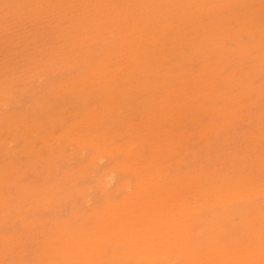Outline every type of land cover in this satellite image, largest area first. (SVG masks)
<instances>
[{
  "label": "bare ground",
  "instance_id": "bare-ground-1",
  "mask_svg": "<svg viewBox=\"0 0 264 264\" xmlns=\"http://www.w3.org/2000/svg\"><path fill=\"white\" fill-rule=\"evenodd\" d=\"M1 1V0H0ZM5 1V0H4ZM17 2L19 1L20 2V0H16ZM25 1V0H24ZM32 1H34L35 3L36 2H38V0H32ZM44 1V0H43ZM45 1H47V0H45ZM52 1V0H51ZM60 1H62V0H60ZM66 1V0H65ZM67 1H69V0H67ZM71 1V0H70ZM76 1H78V0H75V2H73V3H76ZM83 3H84V1L83 0H81ZM87 1V0H86ZM89 1H91V3H93V1L92 0H89ZM100 1L101 0H99V2H94L93 4H94V8H93V6L91 7L90 6V8H92V11H93V9L95 10V12L93 11V13L95 14L96 13V10L99 8V7H101V6H98L99 5V3H100ZM118 1V0H117ZM231 1H233V2H235L234 4H237V3H239V2H237V0H122V3H121V5H119L118 4V2L117 3H115V4H112L111 2H106L105 3V10H104V12L102 11V10H100V11H102L101 12V14L103 15V18L101 19V20H99V17L97 18L99 21H95V22H97V24H96V26H94V24L93 23H91V24H93V26L95 27L94 29L96 30V28L98 29V31H99V28H100V26H101V24L102 23H105V22H110L111 24H113L112 26H113V28L108 32V34H109V36L111 35L112 37L109 39V40H107L108 38H107V36H104L103 37V35H101L100 36V34H103V33H97V34H95L94 32H92V33H94L95 35H94V37L95 36H97V38L95 39V41H93L94 43H91V45H93V44H97V39H99V41L100 42H102L103 41V44L105 43H108V45L111 43L112 45L113 44H116V42H117V48L115 49V53L113 52V54H115L116 55V58H117V60L116 61H113V62H111V63H102L101 62V59H100V63L98 64H91V65H89L90 67H88L87 66V68L86 69H84L83 70V72H81V74H79V76L76 74V76L75 77H72V78H76L77 80H78V82L77 83H82L83 85L85 84V85H87V86H90L91 87V85H92V87L94 88V86H93V84H96L97 83V81H99L100 83H98V85H100L101 83L103 84V87H108V88H106V90L107 89H110L111 91H112V89H113V83L115 82V81H117L118 80V82H119V80L121 79H123V80H125L126 78L128 79L127 81H129L130 80V82H128V84H127V86H129V84H130V88H131V86H133V84L134 83H137L138 81H140L141 79H142V77H143V79H145V81H144V85H145V83L148 81V78L150 77H145L144 75H147V74H144L143 76H139L138 74L140 73V72H145L146 71V69L147 68H149L148 67V65H146V64H148V63H150V62H152L153 61V63H156V65H152V63H151V68L152 69H154V71H153V73L154 74H150L152 77H155V78H160V80L158 79V83L156 84L155 82H153V84L155 83L156 84V86L157 87H161L162 85H164L165 84V82H167L165 79H167V77H169L170 78V80L168 81V82H170L171 80V82H170V84L169 85H166V86H169V87H166V89L164 88V87H162L163 89V92H162V94H161V96L158 98V100H157V104L154 106H152V107H155L154 109L153 108H151V109H153L152 110V112H153V114H152V123H143V124H139L140 126H138V127H135V128H130L131 126L130 125H132V124H130L129 125V127H128V123H130L129 121H125V122H127L125 125V130H126V127H127V129L128 128H130L129 129V131L133 134L136 130L137 131H140L141 133H138V135H137V133L136 134H134L135 136H136V138H137V140L136 141H133L132 142V144H131V142H129V144H122V145H120V142H122L123 141V139H122V141H120L119 142V144L118 145H115V144H113L114 143V141H113V143L112 142H110V140L109 139H111V134H112V131L110 132L109 130V132L111 133L110 135H108L107 137L104 135V134H106V132H107V130L104 132V134H102L101 133V131H99V132H97V131H94V129L96 130V127H98V125L97 126H95V124H97V123H95V121H97L96 120V117H97V115H99L98 117H97V119L99 118V120H101V119H103L102 117H100V112H102V109L100 110V112H99V110H98V112L96 111V114L95 113H91L92 112V110L90 111V110H88V111H90L88 114H86V116H84L82 119H81V121H79L78 123H81V122H84L85 124L86 123H88L87 125H85L86 127L89 125L90 126V128H94V129H91V131H89L90 133H87L88 132V129L89 128H85V130H87L86 131V133H83L82 131H80V129H77L78 131H77V133H72V132H70L72 135H73V137H72V139L75 141V143L77 142H79V144L80 143H82V144H88V146H89V144L90 145H92L91 147L93 148L92 150H94V151H96V153L98 154V155H102L103 154V152L104 153H108L107 155L106 154H104V155H106V156H108V157H114V156H116V155H113V156H109V152L111 153V152H114V154H117V155H119V160L116 162H114V164H115V166H113V172H117V171H119V172H122V171H124V172H126V173H129L130 175H132L135 179H136V181H134L135 183L133 184L134 185V187H133V191L131 190H129L128 189V187H131V185H129V184H127V183H129L128 181L129 180H131V179H129L128 181H127V183H126V181L125 180H123L122 179V183H123V186H125V185H127L126 186V189H128L129 190V192H127V193H123L124 192V190L122 191V189H121V186H120V189H121V191H122V193L124 194H121V195H123V196H121V198L120 199H116L115 200V198L114 199H111V198H113V197H111V195H109V194H111V192H107V194H108V196L109 197H107V194H105L106 193V191L103 189V187H102V189L104 190V194L106 195V196H104V197H106V199L107 198H110L111 200H108L107 199V202H106V204L103 206V207H101V208H98V209H96V210H94V212H93V210H92V212H93V216H91V217H93L91 220H92V223L90 224L91 225V227H88V228H85L84 227V225H86L87 224V226H88V224H89V222L88 223H86V224H82V225H80V226H74V227H71V228H67V226H66V228H64V229H60V231L58 232V230H57V234L56 233H53L54 231H55V227H54V229L52 230L53 232V235H51L50 237H48L47 238V241H46V246L44 247V250H43V255L42 256H40V260L38 261V262H40V264H43V259L44 260H47L46 262L44 261V264H104V262H108V263H110V264H264V209H260L261 211H259V213L257 214V213H253L254 215H252V216H249L250 214H245V213H243V214H245L244 216H242V218H239V222L238 223H231V225H233L234 227L235 226H239V227H243V230L244 231H247L246 232V234H239L240 233V231L239 232H236V231H233V233L234 234H231V236H228L224 231V228H225V223L227 222H225L224 220H223V217H226V216H228V215H226L227 214V212H226V210L224 211V212H226L225 213V215H223V217H219V218H216V217H214L212 220L213 221H210L211 219H209V221L211 222V226H209L208 227V225H204V221L205 220H207L208 218H210V217H212V214H208L209 212H211V211H214V210H216V209H212V208H220V209H222V212H223V209H224V206H227L228 204L230 205V204H232L231 202H233V201H235V202H238V201H241V200H247L249 197H253L255 194H257V196L259 195V194H262V196H263V194H264V182L263 181H261L260 182V180L256 177V181H254V178H250V176H251V174H250V166L251 165H249L248 166V168H249V178L248 177H245V178H243V176H240L239 175V173L238 172H236V173H238V176H240V177H235V175H234V177H233V175L231 176L232 178H230L229 176L230 175H227L228 177H227V179H226V182H224V184L222 185V182L220 183V182H217L218 183V185H216L213 181L216 179V178H219L220 176H221V174L219 175V173L221 172H219L218 174L217 173H215V174H217V175H219V177H216L215 176V174L212 172V170L210 171V172H207L206 170V167H204V169H206V170H202L200 167L202 166V165H200V163L198 164V162L199 161H197V164H198V166H200V167H198V169L200 168L201 170H198V172H193L192 174H191V169L190 168H186V166H185V170L186 171H188V169H190V171L189 172H186L185 170V172H183V171H176L177 173H173L175 170H173L172 171V169H170V167H172L171 166V164L173 163V158L174 157H178L176 154L177 153H179V151L177 150L178 149V147L180 148V145H182L183 144V141H184V146H185V143H186V146L183 148V147H181L182 149H184V151H186L185 150V148H187V142H188V140L190 139L191 140V138L189 137V139L187 140V141H185L184 140V133L182 134H179V135H175L174 137L175 138H173V134L171 133L170 134V132L168 131V130H171L172 131V129H174L175 127V125L174 126H172V129H170L169 127H166L167 128V130H165L164 129V126L166 125V123L168 122L169 123V125L170 124H172V120H174V119H179V117H180V115L181 116H184V114H185V112H179V111H177V109H180V108H178V107H181L182 105L184 106V105H188V106H190L189 108L192 110L193 108H195V110H197V111H200L201 112V114H203L204 112H206L207 113V111H210V110H212V112H218V113H220L221 114V116H220V118H221V120H222V118H224V122L227 124H224V125H226V127H229V121L230 122H234V121H232L231 119H234V117L236 116V117H239L240 116V114H238L239 113V111L241 110V108H242V106H243V103L245 104V107H248L249 106V104H248V102L251 100L250 99V97H251V95H252V91L253 90H255L254 89V86L252 85V84H249V82H250V79H248L249 81H247L246 83H248V84H246L245 83V86H243V89H244V92H243V95H242V97H241V94L240 93H238V94H234L232 97L231 96H228L230 93H228V92H223L222 94H216L215 93V91H217L218 92V86H217V84H223L222 82L220 83L219 81H221V80H226L227 78H228V80L229 81H232V80H235L234 78H237V75H238V73H240L241 72V70H242V68H240L239 67V69H241L240 70V72H237V71H235L237 68H236V66H235V70H234V72H232L231 73V75H230V73H229V71L227 70V71H224V70H222V67H231L230 65H228L227 64V66H226V63H227V61H229V59L226 61V63L224 62L225 60H223V63H225V65H222L221 67L219 66V64L220 63H222V62H220V63H218L217 62V60L215 59V58H213V57H211L212 58V60L213 59H215V60H213V62L215 61V63H216V65H213V62H212V64L210 65V66H213V67H211V68H213V69H210V67L207 65V67H208V69H207V67L204 69L203 67H204V65L202 64V67L201 68H199V70H204V71H206L205 73H200V72H196V70L197 69H195V67L193 68L191 65V62H194V61H190V64L191 65H189V68H187V69H185V70H182V69H179V70H177V73H174L173 72V75H174V77L173 78H171L170 77V75H165L164 74V72L163 71H160V68L162 67V60L163 59H165V61H167L166 59L168 58V55H167V58L165 57V58H161L160 57V55L162 54V53H164V52H162L163 51V49L165 50V47L167 46V44H168V40L169 41H175V40H178V39H180L182 36L180 35V30H181V27L182 26H185V25H187V26H189L190 24H194V23H196V22H198L199 23V26H198V28H199V30L202 32V34H205V33H207L206 34V36L202 39V37H201V39L204 41V44H206V43H208L207 45H204V46H210V44L212 45V47L211 48H213V52H215V50L216 49H218V51H219V54L220 55H224L225 54V58H227V54H229V53H227V52H230L231 53V50L229 49V47L231 48V46H229L228 45V47H227V44H225L226 42H224V44L222 45V39H223V37H222V39L220 38V37H217V35H216V37H213L214 36V34L215 33H213L211 36H210V32H212V31H216L217 30V28H218V31L219 32H221V33H225V29H227L228 28V26L226 27V26H224V30L223 29H219V28H221L220 27V25H218V22H220V21H218V22H216V20H218V19H216L215 21H213L212 23H209L205 18H209L210 16H212V13H214V12H218V14H219V11L218 10H221L222 9V7L225 5V4H227V3H229V5H231L230 3H231ZM240 1H242V0H240ZM244 1V0H243ZM12 2H15V0H13ZM16 2V3H17ZM18 2V3H19ZM22 3H23V1H21ZM21 2H20V4H19V6H21ZM27 2V0L24 2V3H26ZM40 2V5H42L43 3L41 2V1H39ZM53 2V1H52ZM51 2V3H52ZM56 2V1H55ZM57 2L59 3V1L57 0ZM62 2H64V1H62ZM78 2H80V1H78ZM232 2V3H233ZM7 3V2H6ZM15 3V4H16ZM17 3V4H18ZM28 3H32L31 1L30 2H28ZM42 3V4H41ZM48 3H50V0L48 1ZM54 3V2H53ZM104 3V2H103ZM241 3V2H240ZM253 3V2H252ZM258 3V2H257ZM264 3V2H263ZM263 3L261 4V5H259V6H261V8L260 9H258V11L260 12L262 9H264V7L262 6L263 5ZM9 4V3H8ZM12 4H14V3H12ZM62 4V3H61ZM66 4H70V2L69 3H66ZM72 4V3H71ZM77 4V3H76ZM82 4V3H81ZM88 4H89V2H88ZM101 4V3H100ZM112 4V5H111ZM10 6H11V4H9ZM8 5V6H9ZM31 5V4H30ZM30 5H28V6H30ZM33 5V4H32ZM36 5H38V7L40 6L39 5V3L38 4H36ZM47 5V4H46ZM49 5V4H48ZM73 5L74 4H72V6L71 7H73ZM80 5V4H79ZM82 5H84V9H85V4H82ZM103 5V4H102ZM252 6H253V4H251ZM8 6H6L7 8H8ZM9 6V7H10ZM27 6V5H26ZM34 6L35 5H33V7H31V11L33 12V8H34ZM44 6V5H43ZM55 6H58V5H55ZM54 6V7H55ZM63 6V8L65 9V4L64 5H62ZM61 6V7H62ZM65 6V7H64ZM75 6V5H74ZM234 6H236V5H234ZM249 6V5H248ZM258 6V5H257ZM4 7V6H3ZM36 7V6H35ZM42 7V6H41ZM41 7H39V8H41ZM45 7H47V6H45ZM49 7H51V5L49 6ZM54 7H51V8H53V9H55ZM60 7V6H59ZM77 7H78V5H77ZM89 7V6H88ZM87 7V8H88ZM225 7H227V5H225ZM224 7V8H225ZM243 7V6H242ZM253 7H255V6H253ZM252 7V8H253ZM6 8V9H7ZM11 8V7H10ZM22 8H23V6H22ZM26 8H28V7H26ZM25 8V6H24V9H26ZM43 8V7H42ZM48 8V7H47ZM46 8V9H47ZM76 7H74L73 9H75ZM83 8V7H82ZM89 8V10H91ZM104 8V7H103ZM228 8V7H227ZM226 8V9H227ZM240 8V7H239ZM257 8H259V7H256V9ZM9 9V8H8ZM13 9H15V8H13ZM21 9V8H20ZM29 9V8H28ZM33 9V10H32ZM36 9V8H35ZM45 9V8H44ZM52 9V11H54ZM58 9V8H57ZM62 9V8H61ZM63 9V10H64ZM68 9H69V7H68ZM84 9L82 10V11H84ZM100 9H102V7L100 8ZM242 9V8H241ZM250 9V8H249ZM254 9V8H253ZM3 10V8L1 7V11ZM9 10H11V9H9ZM8 10V11H9ZM16 10H18V8L16 9ZM27 10V9H26ZM59 10V9H58ZM77 10V9H76ZM75 10V11H76ZM78 10H80V9H78ZM77 10V11H78ZM87 10V9H86ZM85 10V11H86ZM223 10V9H222ZM229 10V9H228ZM227 10V11H228ZM0 11V12H1ZM22 11V10H21ZM25 10H23V13H25L24 12ZM28 11V10H27ZM31 11H29V12H27V14L29 13V15H30V12ZM35 11H37V9L35 10ZM41 11H43V10H41ZM50 11V9L47 11L46 10V12H49ZM60 11V10H59ZM74 11V10H73ZM99 11V12H100ZM224 11V10H223ZM241 11V10H240ZM250 11H251V9H250ZM252 11H254V10H252ZM10 12V11H9ZM15 12V11H14ZM31 12V13H32ZM38 12V11H37ZM40 12V11H39ZM45 12V11H44ZM43 12V13H44ZM46 12H45V17H46V15H48V13L46 14ZM56 12V11H55ZM62 12H65L64 14L66 15L67 13H68V11H67V13H66V10L65 11H60V13L61 14H63ZM80 12H81V10H80ZM90 12V11H89ZM89 12H87V13H89ZM216 12V13H217ZM232 12V11H231ZM235 12V11H234ZM245 12V11H244ZM262 12V11H261ZM4 13H5V11H4ZM6 13H7V11H6ZM18 14L20 13V12H17ZM53 13V12H52ZM72 13V12H71ZM70 13V14H71ZM93 13H92V16H93ZM228 13V12H227ZM227 13H226V15H227ZM239 13V12H238ZM238 13H235V14H238ZM256 13V12H255ZM8 15H10L9 13H7ZM17 14V15H18ZM21 15H22V12L20 13ZM34 14V13H33ZM33 14H31L32 15V17L33 16H35V14L33 15ZM42 14V13H41ZM69 14V15H70ZM76 14V13H75ZM77 14H79V13H77ZM82 14V13H81ZM220 14H221V12H220ZM229 14H231L230 12H229ZM228 14V15H229ZM235 14H233L232 13V15H234V16H236ZM240 14V13H239ZM238 14V15H239ZM244 14V13H243ZM249 14V13H248ZM21 15H19V16H21ZM52 15V14H51ZM64 15V16H65ZM73 15H74V13H73ZM86 15H88V14H86ZM85 15V16H86ZM96 15V14H95ZM107 15H109V17L110 18H105V16L106 17H108ZM214 15V14H213ZM225 15V16H226ZM231 15V16H232ZM236 16V17H238V18H240V16ZM37 16H38V14H37ZM44 16V15H43ZM50 16V15H49ZM55 16H56V14L55 15H53L52 17H54L55 18ZM71 16V15H70ZM233 16V17H234ZM242 16H244V15H242ZM6 17V15L4 14V18ZM8 17V16H7ZM13 17H15L16 18V16H13L12 15V18ZM25 17H26V15H25ZM36 17V16H35ZM40 17V16H39ZM38 17V18H39ZM75 17V16H74ZM100 17H102V16H100ZM214 17H216V16H213V18ZM217 17H219V15L217 16ZM216 17V18H217ZM229 17V16H228ZM253 17V16H252ZM261 17V16H260ZM260 17H258V19H260ZM1 18H3V16L1 17ZM0 18V19H1ZM4 18L2 19L3 20V22L4 21H7V20H4ZM8 18H10L11 19V16H9ZM13 19V20H11V21H14V20H16L17 18L19 19V20H23L24 19V17L22 18V16H21V18H19V17H17L16 19ZM27 18H28V15H27V17H26V22L27 23H29L30 25L32 24V22L30 23V22H28L29 20H30V16H29V20L27 21ZM40 18H42V15H41V17ZM44 18V17H43ZM59 18V17H58ZM80 18H82V15H81V17ZM202 18V19H201ZM222 18H223V16H222ZM231 17H229L228 19H230ZM249 18V17H248ZM6 19V18H5ZM9 19V20H10ZM45 19V18H44ZM44 19H41V20H44ZM56 19V18H55ZM60 19V18H59ZM62 19H63V17H62ZM61 19V20H62ZM68 19V18H67ZM70 19H71V17H70ZM203 19H205V21H207V22H204L203 21ZM212 19V18H211ZM224 19H226L225 21H227L228 19L227 18H225L224 17ZM1 20V21H2ZM32 20V19H31ZM35 20V22H36V24L38 25V22H37V20H39V19H37V17L34 19ZM34 20H33V24L35 23L34 22ZM81 20V19H80ZM84 20V19H83ZM88 20H90V19H88ZM213 20V19H212ZM238 20V19H237ZM254 20V19H253ZM257 20V19H256ZM10 21V22H11ZM17 21V20H16ZM20 21V24L19 25H21L22 24V22ZM47 21V20H46ZM50 21H51V17H50ZM52 21H54V19H52ZM58 21H60V20H58ZM221 21H222V19H221ZM224 21V20H223ZM235 21V20H234ZM262 21V20H261ZM3 22H2V24H3ZM25 19H24V22H23V24L25 25ZM41 22V24H42V22L43 21H40ZM72 22V21H71ZM260 21L259 20H257V23H255V21H252L251 23L252 24H250V23H244V21L243 22H240V23H244V25L243 26H240L239 25V27L238 26H236V27H234L233 28V26H231L235 31H233V32H230V33H227V36H229V37H231V38H233L235 41L234 42H236V44H237V51H238V55L236 56V57H239V53L241 52L242 53V55H246L245 53L246 52H248V51H252L255 55H256V57H255V55H253V54H251L250 52H249V54H251L252 56H254L256 59H254V57L252 58L251 57V59H254V63H257L258 64V66H264V64H263V58H264V51H263V49H264V26L263 27H261L260 28V26L263 24H261V23H259ZM12 23H14L15 24V21L14 22H12ZM17 23V25H18V23L19 22H16ZM47 23V22H46ZM68 23H69V21H68ZM190 23V24H189ZM35 24V25H36ZM41 24H39V25H41ZM45 24V23H44ZM48 24V23H47ZM46 24V25H47ZM59 24H60V22H59ZM59 24H57V25H59ZM75 24H76V22H75ZM220 24H222V25H224V23H220ZM228 24V23H227ZM261 24V25H260ZM8 25V24H7ZM6 25V26H7ZM9 25H10V23H9ZM15 26V25H13V24H11L10 25V27L11 26H14V28H16V27H22V26ZM49 25H51V24H49ZM55 26H56V24H54ZM61 25H63V24H61ZM68 25V24H67ZM80 25H82V30L80 31L81 33H82V35L83 34H87V32L89 31V27L87 28V26L88 25H90L89 24V21H87V22H84L83 24H80ZM105 25V24H104ZM123 25V26H122ZM195 25V24H194ZM221 25V26H222ZM226 25V24H225ZM231 25V24H230ZM237 25V24H236ZM5 26V25H4ZM1 27V25H0V27L2 28V29H5L4 31H6V33H11V32H9V30H6L8 27ZM28 26V25H27ZM42 27V29L44 28V26H43V24L41 25ZM111 26V25H110ZM187 26H185V27H183L184 29H182V30H185L186 29V27ZM37 26H35V28H36ZM40 27V26H39ZM49 27V26H48ZM60 27L61 26H59V30H60ZM63 27V26H62ZM72 27V26H71ZM76 27V26H75ZM78 27H79V25H78ZM106 27V26H105ZM107 27H109V26H107ZM106 27V28H107ZM191 27V26H190ZM194 27V26H193ZM223 27V26H222ZM226 27V28H225ZM230 27V26H229ZM230 27V28H231ZM255 27L256 28H260L259 30H258V32H261V37L258 39V41H256L253 45H251V46H249L250 44H246L247 42H243L242 43V41H241V39L238 37V33H237V31H239L240 29L242 30V29H245V31H250V29H255ZM13 28V27H12ZM24 28V27H23ZM29 28H31L30 26H29ZM33 28V27H32ZM51 28H54V27H51ZM51 28H47V30H52ZM65 28V27H64ZM63 28V29H64ZM92 28V30L94 31V29H93V27H91ZM101 28H102V26H101ZM100 28V29H101ZM110 28V27H109ZM2 29H0V30H2ZM10 29V28H9ZM34 29V28H33ZM38 29V28H37ZM40 29V28H39ZM62 29V30H63ZM72 29H73V27H72ZM75 29V28H74ZM103 29V28H102ZM101 29V30H102ZM188 30H189V28H187ZM185 30L186 32L188 31V30ZM191 29H193L194 30V28H190V30ZM195 29H196V27H195ZM14 30V29H13ZM13 30H11V31H13ZM16 31H20L19 29H15ZM15 30H14V34L13 35H11L12 37H14L15 35H16V32H15ZM27 30V29H26ZM25 30V31H26ZM41 30V29H40ZM69 30H71V28L69 29ZM91 30V29H90ZM107 30V29H106ZM117 30V31H116ZM252 30V31H253ZM256 30V29H255ZM254 30V31H255ZM25 31H24V35H25ZM30 31V30H29ZM29 31H27L26 32V34H29ZM34 31V30H33ZM37 31V30H36ZM42 31H46V29L45 30H42ZM41 31V32H42ZM50 31H48V32H50ZM55 31V30H54ZM54 31H51L50 33H52V32H54ZM74 31V30H73ZM77 31H79L78 29H77ZM116 31V32H115ZM232 31V30H231ZM243 31V30H242ZM38 32V31H37ZM40 32V31H39ZM40 32V33H41ZM48 32H46V33H48ZM80 32H78V33H80ZM97 32V31H96ZM240 32V31H239ZM1 33V32H0ZM2 33H3V31H2ZM5 33V32H4ZM4 33H3V35H4ZM21 33V32H20ZM30 33H31V31H30ZM39 33V34H40ZM64 33V32H63ZM72 32H70V34H71ZM80 33V34H81ZM92 33H90V34H92ZM217 33V32H216ZM249 33V32H248ZM250 33H251V31H250ZM18 34V33H17ZM22 34V33H21ZM42 34V33H41ZM41 34H40V36H41ZM53 34H55V33H53ZM76 34V33H75ZM79 34V35H80ZM89 34V33H88ZM106 34V33H105ZM104 34V35H105ZM188 34V33H187ZM218 34V33H217ZM2 35V34H1ZM31 35H33V34H31ZM30 35V36H31ZM35 35V34H34ZM33 35V36H34ZM44 35V34H43ZM47 35V34H46ZM50 35V34H49ZM48 35V36H49ZM52 35V34H51ZM49 36L50 37V40H51V37H53V36ZM58 35H59V33H58ZM62 35V34H61ZM65 35V34H64ZM69 35V34H68ZM170 35V36H169ZM186 35V34H185ZM189 35V34H188ZM218 35H220V34H218ZM260 35V34H259ZM6 36V35H5ZM4 36V38H6V37H8V35L5 37ZM10 36V35H9ZM17 36V38L19 37V36H21V35H16ZM16 36L14 37V38H16ZM38 35H36V36H34V41H32V43L34 42V46H36V44H37V42L35 43V37H37ZM73 36V39H75V41H76V37H74V35H72ZM99 36V37H98ZM221 36V35H220ZM249 36H251V35H249ZM3 37V36H2ZM12 37H8V39H13ZM23 37V36H22ZM21 37V38H22ZM28 36H26V37H24V41L26 40V38H27ZM32 37V36H31ZM54 37H55V35H54ZM52 38L53 40L55 39V38ZM78 37V36H77ZM80 37H82V36H80ZM184 37V36H183ZM182 37V38H183ZM188 37V36H187ZM4 38H2V40H4ZM16 38V39H17ZM20 38V39H21ZM39 38H41V37H39ZM48 38V37H47ZM64 38H66V37H64ZM68 38V37H67ZM87 38H88V36H87ZM92 38V37H91ZM90 38V39H91ZM189 38V37H188ZM188 38L187 39H185V41H183V39H180L181 40V42L183 41V43L184 42H187L186 43V46H187V48L185 49V50H188L187 52H188V54L192 51V53L193 54H196V58H197V56H198V58H199V60L201 59L200 57L202 56L201 54V56H199V55H197V54H199V53H202V52H205V51H207V53H209V55L211 54V55H213V52H212V50H211V53L210 52H208V50H210V48H208V49H204L203 48V50H201L202 48V46H201V44L203 43H199V41H198V44H200V46L198 47V44H195V43H191V41H190V43L188 42ZM226 38V37H225ZM224 38V39H225ZM250 38V37H249ZM248 38V39H249ZM252 38V37H251ZM10 39V40H11ZM30 39V38H29ZM29 39H27V41L29 40ZM44 39H46V38H44ZM58 39V38H57ZM83 39H85V41L84 42H86L87 41V39L86 38H83ZM89 39V40H90ZM107 41H106V40ZM223 39V40H224ZM228 39H230V38H228ZM2 40H0V42L2 41ZM6 41H7V38L5 39ZM10 40H8V41H10ZM23 40V39H22ZM21 40V41H22ZM31 40V39H30ZM37 40H39V39H37ZM36 40V41H37ZM180 40H179V43L181 44V42H180ZM13 41V40H12ZM11 41V42H12ZM18 41H20L19 39H18ZM20 41V42H21ZM42 41V40H41ZM44 41V40H43ZM58 41V40H57ZM60 41H61V39H60ZM83 41V40H82ZM247 41H250V40H247ZM253 41V40H252ZM10 42V43H11ZM15 42H17L16 40L14 41V43ZM30 42V41H29ZM40 42V41H39ZM50 42V41H49ZM81 42V39H80V41H79V43ZM83 42V43H84ZM233 42V41H232ZM6 43V42H5ZM9 43V44H10ZM25 43H27L26 41L24 42V44ZM43 42H41V44H42ZM46 43V42H45ZM48 43V42H47ZM53 43V42H52ZM51 43V44H52ZM55 43V42H54ZM75 43V42H74ZM74 43H72V44H74ZM87 44H88V42H86ZM86 43H85V45H86ZM176 43V42H175ZM174 43V44H175ZM249 43V42H248ZM7 44V43H6ZM5 44V45H6ZM17 45H18V43H16ZM23 44V41L21 42V45ZM40 44V43H39ZM44 44V43H43ZM60 44H63V43H60ZM67 44H69V43H67ZM78 44V43H77ZM76 44V45H77ZM171 44L172 43H170V44H168L169 45V47L171 46ZM180 44H177V46H179ZM5 45H1V47L3 46V47H5ZM8 45V44H7ZM13 44H11L10 46L11 47H13V46H16V45H13ZM19 45H20V43H19ZM18 45V46H19ZM26 45V44H25ZM25 45L24 46H22V48L23 47H25ZM49 45L50 44H48V46L47 47H49ZM75 45V46H76ZM79 45H81V44H79ZM83 45V44H82ZM85 45H84V47H85ZM176 45V44H175ZM184 45V44H183ZM203 45V44H202ZM224 45H226V47L227 48H225V47H223ZM9 46V45H8ZM28 46H29V44H28ZM28 46H26V48L28 49L29 47ZM32 46H33V44H32ZM40 46V45H39ZM42 46V45H41ZM55 46H58V44H55ZM61 46V45H60ZM64 46H66L65 45V43H64ZM71 46V45H70ZM73 46V45H72ZM75 46L73 47L74 49L73 50H75ZM87 46H89V45H86V48H87ZM95 46H98V45H95ZM111 46V45H110ZM174 45H172L171 47H173ZM19 47H21V46H19ZM31 47V46H30ZM44 47H45V45H44ZM52 47V46H51ZM59 47V46H58ZM77 47V46H76ZM93 47V46H92ZM116 47V46H115ZM168 47V46H167ZM167 47H166V49H167ZM168 47V48H169ZM180 47H181V45H180ZM179 47V48H180ZM7 48H10V47H7ZM41 48V47H40ZM42 48H43V46H42ZM41 48V49H42ZM54 48V47H53ZM53 48H51V49H53ZM55 48H57V47H55ZM67 48V47H66ZM65 48V49H66ZM71 48V47H70ZM89 48V47H88ZM94 49H95V47H93ZM93 48H90V49H92V50H94ZM97 48V47H96ZM104 48H106V47H104ZM104 48H101V49H104ZM109 48V47H108ZM179 48H177V50L179 49ZM185 48V47H184ZM201 48V49H200ZM1 49V48H0ZM5 49H6V47H5ZM11 49H13V48H11ZM33 51H35L36 49H35V47H33ZM48 49V48H47ZM51 49H49L50 51H51ZM85 49V48H84ZM83 48H82V50L80 51V53L79 54H81L82 52H84L85 50H84ZM89 49V50H90ZM174 49V48H173ZM176 49V48H175ZM174 49V50H175ZM4 50V48H2V51ZM88 50V51H89ZM98 50V49H97ZM170 50H172L171 48H169V51ZM173 50V51H174ZM1 50H0V52H2ZM14 51V50H13ZM32 51V48L30 49V52ZM40 51V49L38 50V52ZM43 51V50H42ZM46 51V50H45ZM60 51V50H59ZM58 51V52H59ZM63 51H64V49H63ZM69 51H70V49H69ZM87 51V52H88ZM109 51V50H108ZM107 51V52H108ZM201 51V52H200ZM217 51V50H216ZM218 51H217V53H218ZM234 51V50H233ZM11 52V51H10ZM24 52V51H23ZM38 52H34V53H38ZM41 52V51H40ZM52 53H54L53 51H51ZM73 52V51H72ZM166 52V51H165ZM172 51H170L169 53H171ZM179 52V51H178ZM3 53V52H2ZM8 53V52H7ZM29 53V52H28ZM46 53H48V52H46ZM60 53L62 54V52L60 51ZM75 53V52H74ZM92 53H93V51H92ZM103 53V52H102ZM182 53V54H181ZM180 54H181V56L183 55V53L184 54H186L187 55V53H186V51H184L183 50V52H181ZM205 54V55H208V54ZM216 53V52H215ZM215 53H214V55H215ZM216 53V54H217ZM227 53V54H226ZM1 54V53H0ZM11 54V53H10ZM14 54H15V52H14ZM35 54V55H36ZM41 54V53H40ZM39 54V55H40ZM51 54V53H50ZM54 54H56V53H54ZM53 54V55H54ZM65 54V53H64ZM77 54V53H76ZM83 54V53H82ZM88 54H89V52H88ZM95 54V53H94ZM108 54H110V53H108ZM113 54H110V55H113ZM118 54V55H117ZM165 54H168V53H165ZM180 54H179V56H180ZM202 54H204V53H202ZM26 55H27V53H26ZM30 55V54H29ZM31 55H34V54H31ZM41 55H43V54H41ZM45 55V54H44ZM43 55V56H44ZM57 55V54H56ZM69 55V54H68ZM96 55H97V52H96ZM99 55V54H98ZM110 55H108V56H110ZM174 55V54H173ZM205 55H203L204 57H205ZM210 55V56H211ZM231 55V54H230ZM234 55H235V51H234ZM47 56V55H46ZM49 56V55H48ZM66 56V55H65ZM65 56H63V58L61 59L62 61H63V59L65 58ZM85 57H86V55H84ZM91 56H95V55H92L91 54ZM90 56V57H91ZM107 56V57H108ZM177 55H175V57H176ZM190 56V55H189ZM188 56V57H189ZM202 56V57H203ZM217 56V55H216ZM219 56V55H218ZM232 56H233V54H232ZM28 57H30V56H28ZM27 57V58H28ZM37 57V56H36ZM57 57V56H56ZM60 57V56H59ZM59 57L58 58H56V59H59ZM62 57V56H61ZM71 57H73V56H71ZM82 57L83 56H81V59H82ZM99 57V56H98ZM114 57V56H113ZM172 57V56H171ZM171 57H169V58H171ZM192 57H193V55H192ZM191 57V58H192ZM206 57H208V56H206ZM222 57H224V56H222ZM236 57H234V58H236ZM242 57V56H241ZM241 57H240V59H241ZM1 58H2V56H1ZM31 58L33 59L34 58V56L32 57L31 56ZM42 58V57H41ZM41 58H40V56H39V60H41ZM48 58V57H47ZM47 58H45V56H44V59L45 60H47ZM53 58H55L54 56H53ZM66 58H69V57H66ZM151 58H152V61H150L151 60ZM162 60H161V59ZM193 58H195V57H193ZM195 58V59H196ZM197 58V59H198ZM210 58V57H209ZM211 58L210 59H208V58H205V59H208V60H211ZM249 58V57H248ZM23 59V58H22ZM36 59V58H35ZM35 59H34V61L33 62H35ZM37 59H38V57H37ZM49 59V58H48ZM72 59V58H71ZM74 59V58H73ZM77 59H79L78 57H77ZM76 59V60H77ZM91 59L93 60V58L91 57ZM111 59H112V57H111ZM110 59V60H111ZM172 59V58H171ZM171 59H169V60H171ZM177 59V58H176ZM186 58H184V60H185ZM194 59V60H195ZM203 59V58H202ZM218 59V58H217ZM220 60H221V58H219ZM250 59V58H249ZM5 60V59H4ZM18 60V59H17ZM21 60V59H20ZM27 60V59H26ZM25 60V61H26ZM50 60V59H49ZM54 60V59H53ZM76 60H75V62H76ZM82 60H84V59H82ZM98 60H99V58H98ZM107 60H108V58H107ZM113 60H114V58H113ZM247 60V59H246ZM244 61V62H247V61ZM255 60H256V62H255ZM2 60H0V62H1ZM28 61H30L29 59H28ZM38 61V60H37ZM51 61H52V59H51ZM50 61V62H51ZM60 61V60H59ZM58 61V62H59ZM65 61H66V59H65ZM68 61H70V60H68ZM104 61V60H103ZM154 61H156V62H154ZM172 61V63H173V60H171ZM181 61V60H180ZM182 61H183V59H182ZM186 61H188V58H187V60ZM203 61H204V59H203ZM206 61V60H205ZM204 61V62H205ZM222 61V60H221ZM230 61H231V58H230ZM240 61V60H239ZM249 61H252V60H249ZM3 62V61H2ZM2 62L0 63V65L1 66H4V67H6L7 65H5V63H7V61L6 62H3L4 64H2ZM20 62V61H19ZM31 62L32 61H30V65H35V63H33V64H31ZM50 62H48L49 64H50ZM53 62H55V61H53ZM57 61H56V63H58ZM73 62H74V60H73ZM72 62V63H73ZM92 63H93V61H91ZM164 62V61H163ZM176 62H178V60L176 61ZM196 62H197V60H196ZM204 62H202V63H204ZM244 62H243V65H244ZM27 63V62H26ZM40 63L42 64V62H39V63H37L36 65L37 66H39L40 65ZM52 63V62H51ZM66 63V62H65ZM64 63V64H65ZM84 63V62H83ZM161 63V64H160ZM183 63V62H182ZM189 63V62H188ZM206 64H210V62L208 61V62H205ZM222 63V64H223ZM234 63V62H233ZM236 63H237V60H236ZM241 63V62H240ZM254 63H252L253 64V66H254ZM15 64V63H14ZM25 64V62L23 63V65ZM45 63L43 62V64L42 65H44ZM46 64H47V62H46ZM45 64V65H46ZM54 64V63H53ZM60 64L62 65V63L60 62ZM78 64V63H77ZM80 64V63H79ZM88 64V63H87ZM164 64V63H163ZM184 65H187V62H186V64L185 63H183ZM198 64V63H197ZM206 64H205V66H206ZM252 64H251V66H252ZM256 64V65H257ZM35 65V66H36ZM51 65V64H50ZM57 65V67H59L58 65L59 64H56ZM56 65H55V67L54 68H56ZM60 65V66H61ZM69 65H72V64H69ZM68 65V66H69ZM165 65H166V63H165ZM168 65H173V64H171V63H169ZM176 65H179L180 66V62H179V64H176ZM175 65V66H176ZM199 65H200V62H199ZM235 65V64H234ZM242 65V66H243ZM248 65H250V64H248ZM16 66L18 67L19 65H17L16 64ZM34 66V67H35ZM36 66V67H37ZM67 66V65H66ZM68 66H67V68H68ZM159 66H161V67H159ZM164 66V65H163ZM170 66V67H171ZM190 66L193 68V69H195V72L196 73H194V70L192 71V69L190 68ZM233 66V65H232ZM238 66H239V64H238ZM253 66L251 67V69L253 68ZM15 67V66H14ZM16 67V68H17ZM24 67V66H23ZM28 67L30 68V66L28 65ZM31 68V70L33 69V70H35V68ZM52 66H49V68L48 67H45V68H48L47 70H49L50 68H51ZM75 67H77V66H75ZM84 67V66H83ZM173 67H174V65H173ZM178 67V66H177ZM247 67V66H246ZM257 67V66H256ZM256 67L255 68H253V70L252 71H254V69H256ZM2 68V67H1ZM0 68V69H1ZM6 68H8V67H6ZM16 68H14V69H16ZM22 65H21V67L20 68H18V71L19 72H21L22 71ZM25 68V67H24ZM24 68H23V71H26L27 70V68H26V70H24ZM29 68H28V70L27 71H29ZM38 68V67H37ZM41 68V67H40ZM40 68H38V70L40 69ZM60 68V67H59ZM59 68H57L58 70H59ZM61 68L63 69V68H65V67H62L61 66ZM70 68V67H69ZM151 68L150 69H148V71L149 70H151ZM168 68V67H167ZM172 68V67H171ZM181 68V67H180ZM232 68L233 67H231V69L230 70H232ZM262 68V67H261ZM11 69V68H10ZM20 69V70H19ZM44 69V68H43ZM56 69V70H57ZM166 69V67H163L162 68V70H164L165 72L167 71V70H165ZM219 69H220V71H219ZM224 69V68H223ZM260 69V68H259ZM13 70V69H12ZM17 70V69H16ZM30 70V71H31ZM42 70V69H41ZM54 69H52L51 68V73H52V71H53ZM68 70V69H67ZM169 70H170V68H169ZM168 70V71H169ZM226 70V69H225ZM263 70V69H262ZM261 70V71H262ZM1 71V70H0ZM14 71V70H13ZM22 71V72H23ZM30 71L28 72V73H30ZM40 71V70H39ZM39 71H33V73L34 72H39ZM46 70H44V72H45ZM171 72H172V70H170ZM179 71V72H178ZM203 71V72H204ZM221 71H224V73L225 72H227V73H229V77H226V76H224V74H222V72ZM239 71V70H238ZM249 71H250V69H249ZM249 71H248V73H249ZM8 72H10V71H8ZM21 72V75L23 74ZM113 72H116V73H113ZM152 72V71H151ZM176 72V71H175ZM231 72V71H230ZM243 73H244V70L242 71ZM242 72H241V74H242ZM25 73V72H24ZM30 74V75H33L34 76V74ZM43 73V72H42ZM55 73V72H54ZM61 73V72H60ZM60 73H58V75H60ZM63 73V72H62ZM141 73V74H142ZM226 73V74H227ZM246 73V72H245ZM247 73V74H248ZM251 73V72H250ZM254 73V72H253ZM8 74V73H7ZM10 74H11V72H10ZM13 74H14V72H13ZM13 74H11L12 76H13ZM19 74V73H18ZM39 74H41V72L39 73ZM38 74V75H39ZM56 74V73H55ZM172 74V73H171ZM237 74V75H236ZM258 74H259V72H258ZM4 75H6V74H4ZM37 74H35V76H36ZM48 75V74H47ZM46 75V76H47ZM54 75V74H53ZM53 75H52V77H53ZM149 75V74H148ZM252 75V74H251ZM0 76H1V74H0ZM12 76H9V77H12ZM56 76V75H55ZM78 76V77H77ZM236 76V77H235ZM241 76H243V74L241 75ZM245 76H246V74H245ZM253 76V75H252ZM260 76V74L258 75V77ZM261 76H262V74H261ZM22 77V76H21ZM39 77V76H38ZM41 77V76H40ZM42 77H44L43 75H42ZM41 77V78H42ZM69 77H70V75H69ZM145 77V78H144ZM239 77H240V74H239ZM244 77V76H243ZM257 76H255V77H253L254 78V80H255V78H256ZM263 77H264V75H263ZM5 78V81L7 82V83H9V84H14L13 83V81H9L8 80V76H7V78H6V76L4 77ZM60 78V77H59ZM71 78V80L72 81H74L73 79ZM246 78H247V76H246ZM248 78H250V76L248 77ZM260 79H261V77H259ZM8 81H7V80ZM10 80H11V78H9ZM23 79V78H22ZM38 79V78H37ZM67 79V78H66ZM116 79V80H115ZM151 79V78H150ZM240 79H241V77L240 78H237L236 80L238 81L239 80V82L237 83V81L235 82V83H237V85L238 86H241V85H243L244 83V81L242 82V80L243 79H241V81H240ZM264 79V78H263ZM33 80V79H32ZM40 80V79H39ZM59 80V79H58ZM57 80V81H58ZM245 80V79H244ZM252 80V79H251ZM257 80H259V79H257ZM4 81V80H3ZM20 81V80H19ZM44 81V80H43ZM60 81V80H59ZM62 81V80H61ZM64 81V80H63ZM68 81V80H67ZM70 81V80H69ZM151 82H149L148 81V83H152V81H153V78H152V80H150ZM228 81V82H229ZM2 81H1V79H0V83H1ZM6 82H3V83H6ZM40 82V81H39ZM76 82V81H75ZM219 82V83H218ZM233 82V81H232ZM231 82V83H232ZM233 82V83H234ZM257 82V81H256ZM261 82H262V80H261ZM29 83H31V82H29ZM28 83V84H29ZM58 83V82H57ZM76 83V84H77ZM117 83V82H116ZM252 83V82H251ZM254 83V82H253ZM16 84V83H15ZM39 84V83H38ZM53 84V83H52ZM71 84V82L70 83H68L67 82V84L66 85H70ZM81 84V85H82ZM125 84V83H124ZM140 84V83H139ZM154 84V85H155ZM225 84V83H224ZM257 84V83H256ZM255 84V85H256ZM259 84H260V81H259ZM262 84V83H261ZM1 85V84H0ZM56 85V84H55ZM63 85H64V83H63ZM62 85V86H63ZM66 85H64V86H66ZM98 85H96V87L98 86ZM105 85V86H104ZM121 85V84H120ZM120 85L118 86L117 85V87L118 88H121L120 87ZM143 85V83H142V86H144ZM148 85V84H147ZM147 85H145L146 87H147ZM151 86V87H156V86ZM232 85V84H231ZM236 85V86H237ZM258 85V84H257ZM257 85H256V88L259 90V86L257 87ZM264 85V84H263ZM2 86V85H1ZM4 86H7L6 84L5 85H3L1 88L3 89V87ZM9 86V85H8ZM13 86V85H12ZM14 86H16V85H14ZM13 86V87H14ZM47 86H49V85H47ZM59 86V85H58ZM71 86V89H74L75 87V83L74 84H72V85H70ZM127 86H123V89H121V93H123L124 94V92H123V90H124V88L125 87H127ZM139 87V85L138 84H135V88L136 87ZM144 86V87H145ZM223 86V85H222ZM26 87V86H25ZM52 87V86H51ZM53 87H56V86H53ZM60 87V86H59ZM90 87H88L89 89H91ZM95 87V88H96ZM101 87V86H100ZM216 87H218V88H216ZM224 87V86H223ZM226 87V86H225ZM234 87V86H233ZM263 87V86H262ZM1 88H0V101L2 100V97H4L3 96V93L5 94L6 92H2V90H1ZM6 88V87H5ZM4 88V89H5ZM8 88V87H7ZM9 88H11L10 86H9ZM45 88H47V87H45ZM57 88V87H56ZM60 88H62V89H65L64 87H60ZM59 88V89H60ZM81 86H80V88H78L79 90H81ZM83 88H84V86H83ZM87 88V89H88ZM92 88V89H93ZM117 88V89H118ZM129 88V87H128ZM140 88V87H139ZM242 88V87H241ZM240 88V89H241ZM261 88V87H260ZM12 89V88H11ZM11 89H9V90H7V91H10ZM55 89V88H54ZM59 89L58 90H55V91H59ZM70 89V88H69ZM98 89V88H97ZM116 88H115V90H117ZM138 89V88H137ZM148 89V88H147ZM153 89V88H152ZM161 89V88H160ZM217 89V90H216ZM220 89L222 90V88H219V91H220ZM227 89H229V87L227 88ZM16 90V89H15ZM25 90H26V88H25ZM24 90V91H25ZM61 90V89H60ZM66 90V89H65ZM83 90V89H82ZM94 90V89H93ZM110 90H108V91H110ZM114 90V89H113ZM120 90V89H119ZM114 91L115 92V94L117 93V92H120V91ZM130 90H132V88L130 89ZM134 90V89H133ZM155 90V89H154ZM225 90H226V88H225ZM225 90H223V91H225ZM264 90V89H263ZM14 91V90H13ZM23 91V92H24ZM35 91V90H34ZM55 91H53V92H55ZM64 91V90H63ZM70 91V90H69ZM89 90H87V92H88ZM91 92H92V90H90ZM136 91H138V90H136ZM139 91H140V89H139ZM153 91V90H152ZM151 91V92H152ZM157 91V90H156ZM159 91V90H158ZM226 91H228V90H226ZM229 91H233V89L231 90H229ZM256 91V90H255ZM261 91V90H260ZM52 92V93H53ZM65 92V91H64ZM94 92V91H93ZM105 92V91H104ZM113 92V93H114ZM150 92V94H152ZM222 91H220V93H221ZM235 93H237L236 92V90L234 91ZM234 92H231L232 94L234 93ZM9 93V92H8ZM96 93H97V91H96ZM126 93V92H125ZM137 93V92H136ZM225 93V95H223ZM256 93H258L257 91H256ZM256 93H254V94H256ZM261 93V92H260ZM10 95H8L7 93H6V95H8L7 97H4L5 98V100L6 99H8V101H6L7 102V104H8V102H9V100H10V98H9V96H12L13 97V95H11V93H9ZM23 94V93H22ZM62 94V93H61ZM65 94V93H64ZM104 94V93H103ZM145 94V93H144ZM143 94V95H144ZM157 94H160V93H157ZM253 94V95H254ZM259 94V93H258ZM5 95V96H6ZM16 95H17V93H16ZM20 95V94H19ZM24 95V94H23ZM26 95V94H25ZM34 95V94H33ZM58 95V94H57ZM87 95H88V93H87ZM106 95V94H105ZM108 95V94H107ZM111 95V97H108L107 96V99L108 98H113L112 97V95L113 94H110ZM109 95V96H110ZM120 95V94H119ZM119 95H118V97H119ZM124 95H126V94H124ZM131 94H129V96H130ZM142 95V96H143ZM231 95V94H230ZM249 95H250V97H249ZM35 96V95H34ZM140 96V95H139ZM146 96V95H145ZM159 96V95H158ZM155 93H153L152 95H151V97H150V100L151 101H153L154 99H155V97H158ZM259 96V95H258ZM92 97V96H91ZM115 97V96H114ZM127 97V96H126ZM138 97V96H137ZM144 97V96H143ZM255 97H256V95H255ZM260 97V96H259ZM262 97V96H261ZM54 98V97H53ZM252 98V97H251ZM16 99H18V98H16ZM15 99V100H16ZM42 99V98H41ZM106 99V100H107ZM110 99H108V100H110ZM114 100L116 99V98H113ZM110 100L111 102L112 101H114V100ZM136 99H138V98H136ZM247 100V101H243V103H241L242 102V100ZM250 99V100H249ZM263 99V98H262ZM24 100V99H23ZM89 100H91V98H88V103H89ZM107 100V101H108ZM117 100V99H116ZM122 100H123V98H122ZM134 100H135V97H134ZM134 100H132V101H134ZM141 100V99H140ZM149 100V99H148ZM50 101V100H49ZM92 101V100H91ZM94 101V100H93ZM103 101V105H104V101L105 100H102ZM107 101H106V103H107ZM110 101H108V103L110 102ZM220 101H221V103H220ZM262 101V100H261ZM2 102L4 103V101L2 100ZM2 102H0V104L2 103ZM5 102V103H6ZM15 102V101H14ZM20 102V101H19ZM60 102V101H59ZM117 102H120V101H116V103H115V101H114V103H115V106L116 105H118V107H119V105H120V103H118L117 104ZM137 102V101H136ZM136 102H135V104H136ZM154 102V101H153ZM152 102V103H153ZM251 102V101H250ZM252 102H253V98H252ZM256 102H258V101H256ZM256 102L255 103H253L254 105L256 104ZM260 102V101H259ZM2 103V104H3ZM29 103V102H28ZM87 103V104H88ZM91 103V102H90ZM113 103V104H114ZM220 103V104H219ZM42 104V103H41ZM44 104V103H43ZM62 104V103H61ZM64 104V103H63ZM86 104V105H87ZM92 104H94V103H92ZM98 104H99V102L97 101V108H98ZM101 104V103H100ZM100 104H99V106H100ZM112 104V103H111ZM109 105V107L110 106H112V105ZM123 104V103H122ZM258 104V103H257ZM260 104V103H259ZM6 105V104H5ZM31 105V104H30ZM54 105V104H53ZM90 105V104H89ZM103 105H101V107L103 106ZM132 105V104H131ZM139 105V104H138ZM252 105V104H251ZM3 106H4V104L3 105H0V109L1 108H3ZM13 106V105H12ZM83 106H84V104H83ZM105 106V105H104ZM107 107H108V105H106ZM114 106V105H113ZM112 106V107H113ZM111 107L112 109H113V111L111 110V111H108V110H110V109H108L107 110V112H109V113H107V112H105V113H102L101 114V116L102 115H107L108 116V118H109V116L110 115H108V114H111V112L112 113H114V115H115V111H116V107ZM133 106H134V104H133ZM144 106H145V104H144ZM188 106L186 107L187 109H188ZM257 106V105H256ZM260 106V105H259ZM258 106V107H259ZM8 107V106H7ZM30 107V106H29ZM57 107V106H56ZM55 107V108H56ZM78 107V106H77ZM86 107V106H85ZM100 107V108H101ZM107 107H105V109L107 108ZM108 107V108H109ZM117 107V108H118ZM136 107H137V105H136ZM25 108V107H24ZM36 108V107H35ZM87 108H88V106L86 107V108H84V109H86V111H87ZM93 108V107H92ZM95 108V107H94ZM114 108H115V110H114ZM124 108H125V106H124ZM124 108H122V111H123V109ZM127 108V107H126ZM135 108V107H134ZM150 108V107H149ZM184 108V107H183ZM182 108V109H183ZM244 108V107H243ZM256 108V107H255ZM261 108V107H260ZM14 109V108H13ZM40 109V108H39ZM82 109H83V107H82ZM84 109H83V112H84ZM121 109V106H120V108L119 109H117V110H120ZM140 109V108H139ZM139 109H138V111H139ZM254 109V108H253ZM4 110V109H3ZM3 110H1V112H0V115H1V113L2 112H4ZM52 110V109H51ZM150 110V109H149ZM184 110V109H183ZM189 110V109H188ZM190 110V111H191ZM244 110V109H243ZM247 110V109H246ZM257 110H258V108H257ZM264 110V109H263ZM46 111V110H45ZM67 112H68V110H66ZM70 111H72V110H70ZM78 111H79V109H78ZM77 111V112H78ZM85 111V112H86ZM94 111V110H93ZM126 111V110H125ZM135 111V110H134ZM148 111V110H147ZM187 111V110H186ZM6 112V111H5ZM9 112V111H8ZM8 112L6 113V114H8ZM13 112H14V110H13ZM12 111L9 113V114H11V113H13ZM24 112V111H23ZM29 112V111H28ZM31 112V111H30ZM55 112V111H54ZM54 112H52V113H54ZM57 112V111H56ZM67 112H65V113H67ZM82 112V113H83ZM119 112H121V111H119ZM119 112H116V117H117V113H118V115L120 114H122V113H119ZM127 112V111H126ZM143 112V111H142ZM141 112V113H142ZM152 112H150V113H152ZM189 112V111H188ZM187 112V113H188ZM200 112H199V114H200ZM212 112H210L211 113V115L213 116V115H217V114H213ZM253 112V111H252ZM17 113L18 112H15L14 114H16L15 116H17ZM27 113V112H26ZM49 113V112H48ZM73 113H76V112H73ZM79 113V112H78ZM125 113V112H124ZM150 113H148V114H150ZM182 113V114H181ZM186 113V114H187ZM205 113V114H206ZM251 113V112H250ZM255 113V112H254ZM257 113H258V111H257ZM260 113H262L261 112V110H260ZM260 113H259V115H260ZM8 114V115H9ZM13 114V115H14ZM20 114V116H21V113H19ZM19 114H18V116H19ZM24 114V113H23ZM31 114V113H30ZM45 114V113H44ZM72 116H74L72 113H70ZM80 114H81V112H80ZM130 114V113H129ZM132 114V113H131ZM134 114H136L135 112H134ZM133 114V115H134ZM148 114H145V115H148ZM185 114V115H186ZM190 116H188V120H186L185 118H184V120L182 121L181 120V118L183 119V117H181L180 118V120L179 121H182V122H188V121H190L192 118H190L191 117V114H190V112L188 113ZM198 114V113H197ZM201 114L200 115H197V116H201ZM243 115H245V113H242ZM264 114V113H263ZM13 115H11V118H13L14 120H15V117H12ZM84 115H85V113H84ZM113 115V116H114ZM143 115V114H142ZM204 115V114H203ZM207 115V114H206ZM205 115V116H206ZM210 115V117L211 118H214V116L212 117ZM242 115V116H243ZM253 115V114H252ZM262 115V114H261ZM2 116V115H1ZM10 116V115H9ZM17 116V117H18ZM32 116V115H31ZM47 116H48V114H47ZM46 116V118H48ZM53 116V115H52ZM56 116H57V114H56ZM59 116V115H58ZM67 116V115H66ZM82 116V115H81ZM129 116V115H128ZM150 116L151 115H149L148 117H149V120H151L150 119ZM193 116V118L194 117H196L197 118V116L195 115V113L192 115ZM218 116V115H217ZM248 116V115H247ZM2 117H4V116H2ZM2 117H1V119H2ZM6 117V116H5ZM54 117V116H53ZM65 117V115L63 116V118ZM68 117V116H67ZM79 117H80V115H79ZM79 117H77V114H75V118L77 119V118H79ZM132 117L133 116H131V119H132ZM134 117H135V115H134ZM142 117V116H141ZM148 117H146L145 116V118H148ZM185 117V116H184ZM202 117V116H201ZM200 117V118H201ZM207 117V116H206ZM209 117V114H208V119L210 118ZM246 117V116H245ZM254 117V116H253ZM8 118V117H7ZM10 117L8 118L9 120L11 119ZM26 118H28V117H26ZM105 118V117H104ZM107 118V117H106ZM105 118V119H106ZM114 117H112L111 119L114 121L115 119H113ZM120 118V117H119ZM124 118V117H123ZM129 118H130V116H129ZM138 118H139V115H138ZM137 118V119H138ZM145 118H143V119H145ZM187 118V117H186ZM202 118H204V117H202ZM201 118V119H202ZM216 118V117H215ZM251 118V117H250ZM261 118V117H260ZM19 119V118H18ZM22 119H23V116H22ZM40 119V118H39ZM62 119V117L60 118V120ZM65 119H67V118H65ZM75 119V120H76ZM105 119H103V120H105ZM117 119V118H116ZM126 119V118H125ZM190 119V120H189ZM205 119V118H204ZM245 119V118H244ZM243 119V120H244ZM247 119V118H246ZM248 119H249V117H248ZM3 120H5V119H3ZM13 120V121H14ZM28 119H25V122L27 121ZM55 120H57V119H55ZM74 120V121H75ZM80 120V119H79ZM111 120V121H112ZM126 120H129L128 118L126 119ZM132 120H134V119H132ZM146 120V119H145ZM144 120V121H145ZM210 120H212V119H210ZM210 120H206L207 122L208 121H210ZM219 120V119H218ZM217 120V121H218ZM235 120V119H234ZM239 120V119H238ZM258 120V119H257ZM10 121H12V119L10 120ZM40 121V120H39ZM59 121V120H58ZM74 121H73V123H74ZM108 120L106 119L104 122L106 123ZM111 121H109V125L111 124L110 122ZM116 121V120H115ZM118 121H120V120H118ZM136 122H137V120H135ZM134 121V122H135ZM139 121H142V122H144L142 119H140L139 118ZM170 121H171V123H170ZM179 121H177V122H175V121H173V123L175 122V124L177 123H180ZM194 122H197L198 120H196V119H194L193 120ZM201 121V120H200ZM223 121V120H222ZM240 121V120H239ZM251 121V120H250ZM23 122H24V120H23ZM22 122V123H23ZM24 122V123H25ZM41 122H43L42 121V119H41ZM54 122H56V121H54ZM62 122V121H61ZM64 122V121H63ZM70 122V121H69ZM97 122H99V121H97ZM104 122H99V124L100 123H104ZM123 122H124V120H123ZM124 122V123H125ZM133 122V121H132ZM147 122V121H146ZM183 123V125L184 124H186V123ZM211 122H213V121H211ZM223 122V123H224ZM246 122V121H245ZM6 123V122H5ZM7 123H12V122H8L7 121ZM7 123L5 124V126L7 125ZM14 123H15V121H14ZM13 123V124H14ZM21 123V124H22ZM31 124L30 125H32V122H30ZM37 123H38V120H37V122H36V125H34V127L35 126H39V124H40V122L38 123V125H37ZM59 123H60V121H59ZM67 123V122H66ZM71 123V122H70ZM69 123V124H70ZM121 123V122H120ZM123 123V124H124ZM189 123V122H188ZM191 123H193L192 121H191ZM198 123H199V121H198ZM201 123V125L203 124V122H200ZM200 123H199V125H200ZM232 123H230V125H235L236 123H234V124H232ZM248 123H249V121H248ZM8 124V125H9ZM17 124V123H16ZM15 124V126L17 127L18 125H19V123L16 125ZM43 126L42 127H44L45 125L44 124H47V123H45L44 122V124L43 123H41ZM62 124V123H61ZM76 124V123H75ZM118 124V123H117ZM176 124V125H177ZM194 125H195V123H193ZM214 124V123H213ZM213 124L212 125H210V123H209V125L210 126H213ZM217 124V123H216ZM222 124V123H221ZM220 124V125H221ZM246 124V123H245ZM251 124V123H250ZM250 124H249V130H250ZM256 124V123H255ZM260 124V123H259ZM12 125V124H11ZM26 125V124H25ZM24 125V126H25ZM48 125V124H47ZM78 125V124H77ZM83 125V123L80 125V126H82ZM105 125V124H104ZM104 125H103V127H104ZM134 125H135V123H134ZM178 125H181V124H178ZM190 125V124H189ZM198 125V124H197ZM196 125V126H197ZM220 125H218V127H220ZM224 125H223V127H224ZM257 125V124H256ZM260 125H263L262 123L260 124ZM0 126H1V123H0ZM2 126H3V124H2ZM14 126V128H16ZM51 126V125H50ZM49 126V127H50ZM58 126V128H59V126L60 125H57L56 124V127ZM69 126V127H68ZM67 127H68V129H70L71 127H73L72 126V124H71V127H70V125H68ZM88 126V127H89ZM100 126V125H99ZM102 126V125H101ZM98 127V128H103V127ZM106 127H108V124L107 125H105ZM111 126H113L114 128L117 126H115V124L114 125H111ZM120 126V129H122V130H119V131H123V128L124 127H122L121 125H119ZM124 126V125H123ZM133 126V125H132ZM187 126V125H186ZM184 127L183 129L185 130V129H187V127ZM192 126V125H191ZM196 126H195V128H196ZM205 126H207V125H205ZM204 125H202V128L201 129H203V127H205ZM216 125H214L213 126V128L215 127ZM237 126H239V125H237ZM26 127V126H25ZM30 127V126H29ZM33 127V128H34ZM47 127V126H46ZM67 127H66V130H67ZM84 127V126H83ZM106 127L104 128V130L106 129ZM122 127V128H121ZM174 127V128H173ZM178 127H181V126H178ZM194 127V126H193ZM200 127V126H199ZM199 127H197V128H199ZM208 127V126H207ZM222 127V128H223ZM236 127V126H235ZM240 127H241V125H240ZM245 127V126H244ZM248 127V126H247ZM260 127V126H259ZM262 127V126H261ZM5 127H3L2 129H4ZM7 129L9 128V127H6ZM11 129H13V126H11L10 127ZM27 128V127H26ZM33 128H31V130L33 129ZM38 128V127H37ZM58 128H56V129H58ZM61 128V127H60ZM97 128V129H98ZM113 128V129H114ZM169 128V129H168ZM190 128V127H189ZM221 128V130H223ZM252 128H254V127H252ZM263 128H264V125H263ZM1 129V127H0V130H2ZM9 130L8 129V131H10V132H12V130ZM28 129V128H27ZM52 129H53V127H52ZM54 129H55V127H54ZM64 128H62V129H59V130H56L57 132H59L60 133V131L62 130V133H64L63 131L65 130H63ZM71 129H73V128H71ZM82 129V128H81ZM117 127L115 128V131H116V136H117V134H120V133H117ZM210 129V127L207 129V131H210L209 130ZM216 129L217 128H215V134H216V132L218 133V132H220L221 130L220 129H217V130H219V131H216ZM227 129V128H226ZM234 129V128H233ZM237 129H239V128H237ZM5 130V129H4ZM15 130V129H14ZM33 130H35V129H33ZM37 130V129H36ZM39 130L40 129H38L37 130V132L36 133H38L39 132ZM83 130V129H82ZM84 130V131H85ZM90 130V129H89ZM124 130V131H125ZM182 130V129H181ZM191 130V129H190ZM193 130H194V128H193ZM230 130V129H229ZM232 130V129H231ZM243 130V129H242ZM248 130V129H247ZM259 130H261V131H263L262 129H259ZM7 131V130H6ZM7 131V132H8ZM45 131V130H44ZM48 131V130H47ZM51 131V130H50ZM54 131V130H53ZM55 131V132H56ZM114 131V132H115ZM128 131V130H127ZM174 131V130H173ZM177 131H179V130H177L176 129V132ZM197 130H195V132H196ZM200 131L202 132L203 130H199V132H197L195 135H197L198 133H200ZM204 131H206L205 129H204ZM224 131V130H223ZM260 131V132H261ZM14 132H16V131H14ZM17 132H18V130H17ZM24 132V131H23ZM30 132V131H29ZM32 133L34 132V131H31ZM49 132V131H48ZM52 132V131H51ZM109 132H107L108 134H109ZM186 132H188V131H185V133ZM191 132H193L192 130H191ZM191 132H189L190 134H191ZM195 132H193V133H195ZM225 132H227V131H225ZM224 132V133H225ZM232 132V131H231ZM234 132H238V131H234ZM241 132H243V131H241ZM240 132V133H241ZM252 132H254V131H251V133ZM0 133H2V131L0 132ZM19 133V132H18ZM21 133V132H20ZM25 133H26V131H25ZM28 133V132H27ZM36 133H34V134H36ZM61 133V134H62ZM66 133L68 134L69 132L67 131V132H65V135L64 136H68V135H66ZM125 133V132H124ZM192 133V137H193V134ZM204 132H202V134H203ZM206 133V132H205ZM204 133V134H205ZM246 133V132H245ZM244 133V134H245ZM249 133H250V131H249ZM257 133V132H256ZM12 134V133H11ZM24 134V133H23ZM31 134V133H30ZM34 134H32L33 136H34ZM51 134H53V133H51ZM127 134V133H126ZM130 134V133H129ZM214 134V135H215ZM219 134V133H218ZM217 134V135H218ZM228 134V133H227ZM227 134H226V136H227ZM233 134V133H232ZM235 134V133H234ZM242 134V133H241ZM15 135H16V133H15ZM19 135H21V134H19ZM18 135V136H19ZM26 135H28V134H26ZM47 135L49 136L50 134L49 133H47ZM46 135V136H47ZM56 135V134H55ZM58 135V134H57ZM72 135H70V137L72 136ZM187 135V134H186ZM195 135H194V137H195ZM199 135V134H198ZM201 135V134H200ZM206 135H208V134H206ZM220 135V134H219ZM221 135H222V133H221ZM220 135V136H221ZM237 136H239L238 134H236ZM243 135V134H242ZM247 135V134H246ZM264 135V134H263ZM263 135H261V136H263ZM9 136H11L12 137V135H10L9 134ZM13 136H14V134H13ZM24 136V135H23ZM29 136H31V135H28V138H29ZM113 136H115V133L113 134ZM125 136V135H124ZM123 136V137H124ZM134 136V137H135ZM177 136V137H176ZM203 136V135H202ZM201 136V137H202ZM224 136V135H223ZM229 136V135H228ZM232 136V135H231ZM252 136V139H253V141H254V139H255V134L253 135H251ZM256 136H258V135H256ZM260 136V137H261ZM8 137V136H7ZM6 137V138H7ZM11 137H9V138H11ZM50 137H54L55 138V136H50ZM49 137V138H50ZM56 137H58V136H56ZM109 137V138H108ZM119 137V136H118ZM186 138H188V136H185ZM198 137H200V136H197V138ZM204 137V136H203ZM243 137H245V136H243ZM248 137V136H247ZM259 137V136H258ZM264 137V136H263ZM6 138H5V141H6ZM27 137L25 136V139H26ZM27 138V139H28ZM59 139H60V137H58ZM63 138V137H62ZM69 138V137H68ZM128 138H133V136L132 137H128ZM197 138H195V139H197ZM233 138V137H232ZM239 138V137H238ZM242 138V137H241ZM251 138V137H250ZM3 139V138H2ZM24 138H22L21 139V141L23 140ZM35 140H36V138H34ZM34 139H32V141H34ZM42 139H43V137H42ZM41 139V140H42ZM195 139H194V141H195ZM245 139V138H244ZM248 139V138H247ZM252 139H250V140H252ZM256 139H258V138H256ZM255 139V140H256ZM263 139V138H262ZM7 140H8V138H7ZM11 140V139H10ZM14 139H12L11 140V142L13 141ZM29 140H31V139H29ZM28 140V141H29ZM38 140H40V139H38ZM45 140V139H44ZM52 140H54V139H50V141L52 142ZM56 140V139H55ZM65 140H67V139H65ZM112 140V139H111ZM121 140V139H120ZM125 140H127V139H125ZM132 140V139H131ZM135 140V139H134ZM193 140V139H192ZM200 140V138L197 140V142ZM219 140H220V138H219ZM236 140V139H235ZM239 140V139H238ZM240 140H242V139H240ZM249 140V141H250ZM261 140V138L258 140V142ZM3 141H4V139H3ZM3 141H1L2 143H4ZM14 141H16V140H14ZM24 141V140H23ZM26 141V140H25ZM32 141H29L30 143L32 142ZM37 141V140H36ZM43 141V140H42ZM42 141H41V143H42ZM59 141V140H58ZM61 141V140H60ZM68 141V140H67ZM73 141V142H74ZM128 141V140H127ZM193 141V144L192 145H190V148H191V146H193L195 143H197L196 141L194 142ZM202 141H203V139H202ZM201 140H200V143L202 142ZM209 141V140H208ZM216 141V140H215ZM224 141H225V139H224ZM226 141H231V140H227V138H226ZM246 141L247 140H244V142H245V144H246ZM253 141H251V142H253ZM263 141V140H262ZM0 142V143H1ZM6 142H8V141H6ZM11 142H9L10 144H11ZM47 142H49V141H47ZM54 142V141H53ZM52 142V143H53ZM72 142V141H71ZM86 142V143H85ZM124 142V141H123ZM211 142V141H210ZM210 142H208V143H210ZM237 142V141H236ZM255 142L256 141H254V144H255ZM15 143V142H14ZM13 143V149H14V144ZM37 142H35V144H36ZM45 143V142H44ZM44 143H43V145H44ZM51 143V144H52ZM65 143H66V141L64 142V146H66L65 145ZM116 143H118V141L116 142ZM125 143V142H124ZM212 143H214V145H215V142L214 141H212ZM242 143H243V140H242ZM27 143L25 142V146H27L26 145ZM58 144H60V143H58ZM71 144V143H70ZM79 144H77V145H79ZM199 144V143H198ZM198 144H196L197 146H198ZM207 143H205V145H206ZM218 144V142L216 143V145ZM220 144H222V143H220ZM220 144H218V145H220ZM230 144V143H229ZM235 144V143H234ZM257 144V143H256ZM255 144V145H256ZM259 144H260V142H259ZM258 144V145H259ZM3 145V144H2ZM8 145V143H6V145L5 146H7ZM12 145V144H11ZM10 145V146H11ZM32 145H34V143H32ZM31 145V146H32ZM37 145H39V144H37ZM48 145H50L49 143H48ZM47 145V146H48ZM55 145H56V143H55ZM55 145H53L54 147H55ZM69 145V144H68ZM66 146V147H69V146ZM72 145V144H71ZM199 145H202V144H199ZM204 145V144H203ZM210 145H211V143H210ZM236 145V144H235ZM238 145H239V143H238ZM241 145V144H240ZM248 145V144H247ZM246 145V146H247ZM10 146H8L9 147V149H10ZM80 146V145H79ZM83 146V145H82ZM87 146V145H86ZM213 146V145H212ZM234 146V145H233ZM232 146V147H233ZM245 146V147H246ZM254 146V145H253ZM0 147H1V144H0ZM12 147V146H11ZM36 147V146H35ZM38 147H40V146H38ZM38 147H36V151H39V149H38ZM58 148H59V146H57ZM57 147H55V148H53L54 149V151H57L56 150V148ZM65 147V148H66ZM75 147H76V145H75ZM200 147V146H199ZM207 147H209L208 145H207ZM218 147V146H217ZM227 147H229L228 145H227ZM232 147H231V149H232ZM240 147V146H239ZM238 147V148H239ZM252 147V146H251ZM255 147V146H254ZM260 147V146H259ZM7 148V147H6ZM5 148V150L7 151L8 150V154H10L11 153V151H9V149H6ZM23 148H25V147H23ZM41 148V147H40ZM48 148H51V146H49ZM64 148V147H63ZM62 148V149H63ZM64 148V149H65ZM79 148V147H78ZM78 148H75L76 150H78ZM81 148V147H80ZM79 148V151L81 150ZM84 148V147H83ZM86 148V147H85ZM85 148H84V151H86L85 150ZM211 148H213V147H211ZM222 149H223V147H221ZM226 148V147H225ZM237 148V149H238ZM243 148V147H242ZM253 148V147H252ZM12 149V148H11ZM38 149V150H37ZM43 148H41V150H42ZM45 149V148H44ZM91 149V148H90ZM182 149H181V151H182ZM189 149V148H188ZM192 149V148H191ZM194 149V148H193ZM214 149V148H213ZM228 149V148H227ZM230 149V148H229ZM237 149L235 150V149H233V151L235 150V151H237ZM240 149V148H239ZM239 149H238V151H239ZM256 149V148H255ZM2 150H4V149H2ZM40 150V151H41ZM58 150H61L60 148L58 149ZM76 150L74 151V152H76ZM177 150V151H176ZM203 149H201V151H202ZM205 150H207V149H205ZM208 150H209V148H208ZM211 150V149H210ZM215 150H218V149H215ZM241 150V149H240ZM243 150H244V152L243 153H245V149L243 148ZM243 150H241V151H243ZM257 150V149H256ZM259 150V149H258ZM257 150V151H258ZM13 151H15V149L13 150ZM12 151V152H13ZM27 151V150H26ZM39 151V152H40ZM44 152H46L45 150H43ZM63 151V150H62ZM62 151H61V153H62ZM65 152H66V149L64 150ZM63 151V152H64ZM70 151V150H69ZM94 151L91 153V154H93L94 153ZM177 152L175 155H174V152ZM220 151V150H219ZM223 151V150H222ZM227 151V150H226ZM229 151V150H228ZM235 151H234V153H235ZM237 151V152H238ZM240 151V152H241ZM251 151V150H250ZM10 152V153H9ZM30 152H31V150H30ZM42 152V151H41ZM53 152V151H52ZM58 152V151H57ZM60 152V151H59ZM71 152H72V150H71ZM88 152H90V151H88ZM188 152V153H187ZM189 152L190 151H186V154H189ZM206 152V151H205ZM208 152H210V151H208ZM207 152V153H208ZM211 152H212V150H211ZM214 152V151H213ZM240 152H238V153H240ZM246 152H247V156H246V154H245V156H246V158L248 157V149L246 150ZM252 153L253 152H256V151H251ZM250 152V153H251ZM262 152V151H261ZM6 153V154H7ZM33 153V152H32ZM77 153L79 154V152L77 151ZM82 153V152H81ZM96 153H94V154H96ZM100 153H102V154H100ZM170 153V154H169ZM183 153H185V152H183ZM182 153V156H183V158H184V155L185 154H183ZM201 153V152H200ZM216 153V152H215ZM217 153H221V152H217ZM223 153V152H222ZM226 153H228V152H226ZM8 154H7V156H8ZM12 154V153H11ZM36 154V153H35ZM34 154V155H35ZM39 154V153H38ZM55 154V153H54ZM64 153H62V155H63ZM66 154V153H65ZM67 154H69V153H67ZM76 154V153H75ZM87 154V153H86ZM113 154V153H112ZM192 154H193V152H192ZM203 154V153H202ZM212 153H210V155H211ZM224 154V153H223ZM242 154V153H241ZM264 154V153H263ZM28 155V154H27ZM46 154H44L43 156H45ZM59 155V154H58ZM61 155V154H60ZM71 155V154H70ZM84 155V157H85V154H83ZM83 155H82V160L83 159H85V158H83ZM111 155V154H110ZM180 156L178 157V159H181V154H179ZM194 155V154H193ZM193 155L191 156V157H193ZM200 155L201 154H197L196 156H198V157H200ZM204 155V154H203ZM210 155H207V156H210ZM213 155H214V153H213ZM250 155V154H249ZM258 158H259V156H258V154H255ZM11 156V155H10ZM9 156V157H10ZM38 156H40L41 157V155H38ZM55 156H57V155H55ZM91 157L93 156V155H90ZM90 156H88V162L90 163V161H89V157ZM97 156V155H96ZM106 156H97V157H106ZM189 156V155H188ZM215 156V155H214ZM213 156V157H214ZM225 156L227 157V160H228V156H227V154H225ZM232 156V155H231ZM234 156V155H233ZM235 156H237L236 155V153H235ZM238 156H239V154H238ZM243 156L244 155H242V156H240V157H242L243 158ZM252 156H254V155H252ZM12 157L14 158H16V156H14V154H12ZM12 157H11V159H12ZM49 157V156H48ZM48 157H46V159H48ZM64 157H66V155H64ZM68 157V156H67ZM66 157V158H67ZM77 157H79V156H77ZM81 157V156H80ZM95 157V156H94ZM97 157H95L94 159H98L99 160V158H97ZM187 157V156H186ZM198 157H196V159L198 158ZM211 157V156H210ZM209 157V158H210ZM264 157V156H263ZM262 157V158H263ZM2 158H3V156H2ZM8 158V157H7ZM18 158V157H17ZM26 158H27V156H26ZM39 158V157H38ZM43 160H44V158L43 157H41ZM52 157H50L49 159H51ZM70 158V157H69ZM68 158V159H69ZM72 158V157H71ZM93 158V157H92ZM112 158H109V159H112ZM114 158H116V157H114ZM148 158V159H147ZM175 158V160H177V162H176V165H175V167L178 165V167L179 166H181V164H182V162L183 161H181V160H183V159H181V160H178V159H176ZM208 158V157H207ZM206 158V159H207ZM255 157H253L252 159L253 160H255V161H257V159H254ZM29 159V158H28ZM32 159V158H31ZM37 159V158H36ZM74 159V158H73ZM93 159V160H94ZM101 159V158H100ZM102 159H105V158H102ZM186 159V158H185ZM184 159V162H183V164L185 163V161L187 162L188 160L186 159L185 160ZM189 159V158H188ZM195 159V160H196ZM206 159H204V161L206 160ZM211 160L213 159V158H210ZM209 159V160H210ZM218 159H219V161H220V157H218ZM224 159V158H223ZM233 159H235V158H233ZM239 159V158H238ZM249 159V158H248ZM251 158H250V160H252ZM260 159H261V157H260ZM264 159V158H263ZM0 160H1V158H0ZM7 160V159H6ZM14 159H12V160H10V162L11 163H9L8 161H6V162H8L9 164H13V161ZM17 160V159H16ZM65 160V159H64ZM67 160V159H66ZM93 160L91 161V162H93ZM97 160V161H98ZM108 160V159H107ZM192 160H194V159H191V161ZM195 160L193 161L194 163L193 164H195ZM200 160H201V158H200ZM208 160V159H207ZM226 160V161H227ZM252 160V161H253ZM36 161V160H35ZM48 161V160H47ZM52 161V162H51ZM49 163V165H53V164H56V160H54L55 161V163H53L54 161H53V158H52V160H51ZM70 161V160H69ZM78 161V160H77ZM85 161V160H84ZM102 161H104V160H102ZM164 161H167V162H165V164H164ZM244 161H246V159L244 160ZM251 161V162H252ZM2 162H4V161H2ZM16 162V161H15ZM26 162V161H25ZM28 162H29V160H28ZM34 162V161H33ZM32 162V163H33ZM40 162V161H39ZM43 162H45V161H43ZM73 162V161H72ZM112 162V161H111ZM190 162V161H189ZM210 162V164L212 163L211 161H209ZM214 162V161H213ZM222 162V161H221ZM224 162H225V160H224ZM229 162H231V160L229 161ZM228 162V163H229ZM232 162H233V160H232ZM249 162V161H248ZM20 164H21V162H19ZM63 163V162H62ZM88 163V165H90ZM98 163H101V160H100V162H98ZM167 163V164H166ZM205 163V162H204ZM223 163V162H222ZM221 163V164H222ZM244 163V162H243ZM258 163L259 162H255V165L256 166H258ZM261 163H262V161H261ZM8 164V165H9ZM16 164H17V162H16ZM31 164V163H30ZM29 163H28V165L29 166H31ZM35 164V165H34ZM33 164V166H35V168H36V166L38 165L37 163H34ZM37 164V165H36ZM58 164V163H57ZM103 164V163H102ZM102 164H100V165H102ZM190 164V163H189ZM201 164H203V162L201 163ZM213 164V163H212ZM215 164H217V162L215 163ZM220 164V165H221ZM231 164H233V163H231ZM231 164H228V165H231ZM245 164V166L247 165L246 163H244ZM251 164V163H250ZM8 165H6L5 167H7ZM26 165V164H25ZM46 165V164H45ZM59 165V164H58ZM72 165H74V164H72ZM72 165H70L71 167H72ZM92 165H95L96 166V164H92ZM92 165H90V166H92ZM99 165V164H98ZM113 165V164H112ZM112 165H111V167H112ZM187 165V164H186ZM207 165V164H206ZM234 165L235 164H233V166H231V168H230V170H232L233 168L232 167H234ZM254 165V164H253ZM253 165H252V167H253ZM264 165V164H263ZM10 166V165H9ZM18 167H19V165H17ZM16 166V167H17ZM32 166V167H33ZM54 166V165H53ZM69 166V167H70ZM90 166L88 167V168H90ZM95 166H93L92 168H95ZM108 166V165H107ZM189 166V165H188ZM195 167L197 166V165H194ZM193 166V167H194ZM203 166H205V165H203ZM216 166V165H215ZM214 165H213V167L212 168H214L215 167ZM223 166H224V163H223ZM222 166V167H223ZM236 166V165H235ZM240 166V165H239ZM238 165H237V170H239V168L240 167H242V166H240L239 167ZM245 166H243L242 168H240V169H242L243 170V168L245 167ZM15 167V166H14ZM17 167V168H18ZM42 167V166H41ZM55 167V166H54ZM70 167V168H71ZM80 167V166H79ZM85 167H87V164H86V166ZM85 167L83 168V167H80V171H82V168L85 170ZM100 166H98L97 168H96V170L99 168ZM110 167V168H111ZM218 167H220V166H218ZM259 167H260V163H259ZM9 168V167H8ZM21 168V167H20ZM25 168H27V167H25ZM24 167L23 168H21L22 170L24 169V172H25V169ZM45 168V167H44ZM48 168V167H47ZM47 168H46V170H47ZM57 169H59L58 168V166L56 167ZM56 168H52V169H56ZM69 168V169H70ZM87 168V169H88ZM103 168V167H102ZM177 168V167H176ZM175 168V169H176ZM192 168V167H191ZM203 168V167H202ZM208 168H210V167H208ZM221 168V167H220ZM236 168V167H235ZM254 168V167H253ZM258 168V167H257ZM10 169H13L11 166H10ZM29 169H31V172H32V168H29ZM56 169V170H57ZM76 169V168H75ZM87 169H86V171H87ZM178 169V168H177ZM192 169H194V168H192ZM216 169H219V168H217L216 167ZM226 169V168H225ZM229 169V168H228ZM264 169V168H263ZM9 170V169H8ZM21 170V171H22ZM40 170H41V168H40ZM49 170V172H50V169H48ZM83 170V171H84ZM99 170H100V168H99ZM105 170V169H104ZM107 170V169H106ZM179 170V169H178ZM183 170V169H182ZM210 169H208V171H209ZM214 170V169H213ZM227 170V169H226ZM251 170H253L252 168H251ZM2 171V170H1ZM21 171H20V173H21ZM35 171H36V169H35ZM64 171V170H63ZM68 171V169L66 170V172ZM80 171H79V173H80ZM90 171V174L93 172L92 171V169L91 170H89ZM89 171H87L88 173H89ZM92 171V172H91ZM95 171V170H94ZM254 171V170H253ZM252 171V172H253ZM257 172L259 171L260 172V169L259 170H256ZM264 171V170H263ZM262 171V172H263ZM12 172H15V171H12ZM11 172V173H12ZM18 172H19V170H18ZM29 172V171H28ZM47 172V171H46ZM68 172H73L72 171V168H71V171H68ZM67 172V173H68ZM76 172V171H75ZM104 172H106L107 173V175L108 174H110V175H112V173H108V171H104ZM103 172V173H104ZM124 172H122V173H124ZM216 172V171H215ZM227 172H229V171H227ZM232 172V171H231ZM247 172V173H248ZM256 172V173H257ZM262 172H260V175H261V173ZM9 174V172H8V175H7V177H9V175L10 176H12V174ZM74 173V172H73ZM79 173H77V174H79ZM88 173H85V174H88ZM102 173V174H103ZM233 173V172H232ZM231 173V174H232ZM254 173V172H253ZM255 173V174H256ZM6 174V173H5ZM5 174H4V176H5ZM15 174V173H14ZM35 174H36V172H35ZM47 174V173H46ZM59 174V173H58ZM61 174V173H60ZM64 174H65V172H64ZM75 174V173H74ZM93 174V173H92ZM91 174V175H92ZM95 174H96V172H95ZM102 174H101V172L99 173V175H101L102 176ZM116 174V173H115ZM119 174H121V173H119ZM223 174H224V172H223ZM241 174V173H240ZM264 174V173H263ZM262 174V175H263ZM2 175H3V173H2ZM15 175H17V173L15 174ZM45 175V174H44ZM48 175V174H47ZM53 175H54V173H53ZM107 175H105V173H104V176H102V177H100L101 179L102 178H104L105 176L106 177H108ZM125 175V174H124ZM123 175V176H124ZM225 175V174H224ZM253 175V174H252ZM258 175V174H257ZM3 176V177H4ZM24 176V175H23ZM23 176H21V177H23ZM35 176V175H34ZM74 176V175H73ZM77 176H79V175H76V177ZM85 176V175H84ZM84 176H82L81 174H80V176L79 177H84ZM87 176V175H86ZM85 176V177H86ZM89 176V175H88ZM87 176V177H88ZM116 176V175H115ZM223 176V175H222ZM247 176V175H246ZM254 176V175H253ZM14 175L12 176V178L14 179ZM52 177V176H51ZM51 177H47V178H50L51 179ZM61 177H64L63 175L61 176ZM68 177V176H67ZM86 177V179H88ZM105 177V178H106ZM111 177V176H110ZM110 177H108V178H110ZM224 177V176H223ZM262 177V176H261ZM261 177H259V178H261ZM6 177H4V179H5ZM44 178V177H43ZM73 178V177H72ZM72 178H71V180H72ZM102 179V181L103 180H105L106 181V179ZM112 178H114V174H113V177ZM111 178V179H112ZM133 178V179H134ZM20 179V178H19ZM25 179V178H24ZM46 179V178H45ZM49 179V180H50ZM58 179V178H57ZM56 179V180H57ZM66 179V178H65ZM85 178H84V180H86ZM93 179V178H92ZM97 179V178H96ZM95 178H94V180H96ZM98 179H99V177H98ZM100 179V180H101ZM111 179H109V180H111ZM125 179V178H124ZM127 179V178H126ZM134 179V180H135ZM1 180H3V179H1ZM6 180H7V178H6ZM8 180H10V179H8ZM12 180V179H11ZM16 180H18V179H16ZM16 180H14L15 181V183H16V185L15 184H13V185H15L16 186V190H17V196L14 194V196L13 197H17V198H20V200H22L23 199V201L24 200H30L31 201V199H33V201H34V199L36 200V202L38 201L39 203H46V202H49L50 203V199L52 198V195H54L53 194V186L52 185H54V184H52L51 185V183H48V185L50 184L51 186H48L47 187V184H45V182H44V184L46 185V187L45 188H35V187H30V186H27V185H25V183H24V185H22V182L20 183V184H18L17 182H16ZM47 180V179H46ZM48 180V181H49ZM64 180V179H63ZM62 179H61V182L63 181ZM68 180V179H67ZM66 180V181H67ZM80 180V179H79ZM78 179H77V181H79ZM81 180H83V179H81ZM83 180V181H84ZM90 180H91V178H90ZM89 180V181H90ZM109 180L107 179V181L109 182ZM219 180V179H218ZM261 180H263V179H261ZM3 181H5V180H3ZM13 181V182H14ZM18 181V182H19ZM44 181V180H43ZM51 181V180H50ZM73 181H75V180H73ZM101 181V182H102ZM111 181H113L114 182V179L113 180H111ZM123 181H125V182H123ZM28 182H29V180H28ZM32 182L33 183H35V182H37V180L34 182L33 180H32ZM31 182V183H32ZM52 182H53V180H52ZM71 182V181H70ZM80 182V181H79ZM118 182V181H117ZM131 182V181H130ZM254 182V184H252ZM263 182V183H262ZM7 183V181H5V183L4 184H6ZM10 183V182H9ZM27 183V182H26ZM32 183V186L34 185H37V184H33ZM47 183V182H46ZM63 183V182H62ZM111 183V182H110ZM122 183L121 182H119L118 184H121L122 185ZM126 183V184H125ZM8 184V183H7ZM11 184V183H10ZM44 184H43V186H44ZM125 184V185H124ZM221 184V185H220ZM58 185H60L59 187H61V185L62 184H58ZM63 185H64V183H63ZM77 185V184H76ZM76 185H75V187H76ZM79 185H82V184H80L79 183ZM94 185V184H93ZM95 185H99V181H98V184H97V182L95 183ZM101 185V184H100ZM104 185H105V183H104ZM1 186H3V184L1 185L0 184V187ZM7 186V185H6ZM11 186H12V184H11ZM67 186H69V184L67 185ZM74 185H72V187H73ZM85 186H87V184L85 185ZM101 186H103V184L101 185ZM109 185H107L106 184V188L108 187ZM113 186V185H112ZM4 188H5V186H3ZM13 187V186H12ZM41 187V186H40ZM58 187V188H59ZM88 187H90V186H88ZM87 187V188H88ZM105 187V186H104ZM4 188H2L1 187V189H0V191H2V192H5L4 190ZM82 188V187H81ZM86 188V187H85ZM92 188V187H91ZM91 188H89L90 190H91ZM96 188V187H95ZM111 188V187H110ZM114 188V187H113ZM125 188V187H124ZM123 188V189H124ZM55 189H57L56 187H55ZM75 189V188H74ZM78 189V188H77ZM86 190L87 192L88 191H90V190ZM107 189H109V188H107ZM116 189V188H115ZM58 190H60V189H58ZM57 190V191H58ZM70 191H72L71 189H69ZM117 190V189H116ZM119 190V189H118ZM117 190V191H118ZM127 190V191H128ZM63 192L65 191V190H62ZM74 191V190H73ZM78 191H79V189H78ZM114 191V190H113ZM8 192H9V190H8ZM59 192H61V190L59 191ZM62 192V193H63ZM80 192H81V190H80ZM83 192V191H82ZM101 192H102V190H101ZM100 192V193H101ZM119 192V191H118ZM253 192V193H252ZM57 193V192H56ZM55 193V194H56ZM77 193V192H76ZM85 193L86 192H84V195H85ZM114 193H116V191L114 192ZM250 193H252V194H250ZM9 194V193H8ZM70 194V201H72L73 199L71 198L73 195H71V193H69ZM92 194V193H91ZM91 194H89V195H91ZM250 194V195H249ZM2 195H4L3 197L1 196V194H0V197H2L3 198V200H4V197L7 195V194H2ZM61 195V194H60ZM59 195V196H60ZM62 195H64V193L62 194ZM101 195V194H100ZM113 196H114V194H112ZM116 195V194H115ZM12 196V195H11ZM256 196V195H255ZM9 197V196H8ZM12 197V198H13ZM65 197H66V195H65ZM64 197V198H65ZM69 197V196H68ZM73 197H76V196H73ZM88 197H90V196H88ZM260 197H261V195H260ZM2 198H1V202H2ZM6 199H8L7 197H5ZM16 198V199H17ZM38 198V199H37ZM258 198V197H257ZM11 199V198H10ZM15 199V198H14ZM68 199V198H67ZM72 199V200H71ZM75 199V198H74ZM103 199V198H102ZM105 198L103 199V202L106 200ZM9 200V199H8ZM52 200V199H51ZM56 200H58V199H56ZM84 200V199H83ZM263 200V199H262ZM23 201H22V205H25V203H23ZM74 201V200H73ZM85 201H87V200H85ZM85 201H83V202H85ZM90 201V200H89ZM7 203H8V205L12 202H10L9 203V201H6ZM20 202V201H19ZM17 203L16 204V202H15V204L16 205H18V204H21V202L20 203ZM37 202V203H38ZM58 203H59V201H57ZM62 202V201H61ZM65 202V201H64ZM75 202V201H74ZM73 202V203H74ZM91 202V201H90ZM89 202V203H90ZM252 202V201H251ZM258 202V201H257ZM262 202V201H261ZM5 202H3V207L5 208V207H8V205L6 206V204H4ZM33 203V202H32ZM32 203H30V205L32 204ZM35 203V202H34ZM36 203V204H37ZM73 203L71 204V205H73ZM86 203H88V201L86 202ZM85 203V204H86ZM96 203V202H95ZM95 203H93V204H95ZM255 203V202H254ZM0 204H2V203H0ZM13 204V203H12ZM28 204V203H27ZM83 204V203H82ZM92 204V205H93ZM103 204V203H102ZM5 205V206H4ZM29 205V206H30ZM34 206H36L35 204H33ZM49 205V204H48ZM52 205V204H51ZM84 205V204H83ZM90 205V204H89ZM1 206V209L3 208ZM33 206V208L31 209L32 210V212H33V209L35 210V208L38 206V204H37V206L36 207H34ZM57 206H59V204L57 205ZM61 206V205H60ZM59 206V207H60ZM76 206V205H75ZM97 206H99V205H96V207ZM14 207V206H13ZM19 208H21V207H23V206H18ZM18 207H15V208H18ZM24 207H26V206H24ZM23 207V210H26L25 208ZM32 207V206H31ZM30 207V208H31ZM40 207H42V206H40ZM45 207V206H44ZM44 207H42L43 208V210H45V208ZM62 207V206H61ZM60 207V208H61ZM64 207V206H63ZM74 207V206H73ZM86 207H87V204H86ZM248 207V206H247ZM260 207H262V205L260 206ZM26 208H28V205H27V207ZM38 208V207H37ZM52 208V207H51ZM84 208V207H83ZM82 208V209H83ZM95 208V207H94ZM230 208V207H229ZM246 208V207H245ZM29 209V208H28ZM53 210H54V208H52ZM57 209V208H56ZM62 209V208H61ZM60 209V210H61ZM74 209V208H73ZM85 209V208H84ZM258 209V208H257ZM3 210V209H2ZM17 209H15V211H16ZM247 210V209H246ZM249 210V209H248ZM9 211V210H8ZM18 211V210H17ZM19 211L21 212V209H19ZM18 211V212H19ZM71 211H72V209H71ZM83 211H85V210H83ZM90 211V210H89ZM88 211V212H89ZM237 211V210H236ZM26 212V211H25ZM29 212V211H28ZM32 212H31V215H32ZM48 212V211H47ZM91 212V213H92ZM229 212V211H228ZM8 212H6L5 214H7ZM23 213V212H22ZM39 213H40V210H39ZM50 213V212H49ZM69 213H71L70 211H69ZM72 213H73V211H72ZM91 213H90V215H91ZM235 213V212H234ZM252 213V212H251ZM9 214V213H8ZM17 214V213H16ZM74 214V213H73ZM78 214V213H77ZM2 215H3V213H2ZM11 215V214H10ZM10 215L8 216L7 215V219H9L10 218ZM18 215H19V217H21V216H23V215H20V214H17V217L16 218H18ZM49 215V214H48ZM69 215V214H68ZM72 215V214H71ZM71 215H69V216H71ZM75 215V214H74ZM221 215V214H220ZM4 216V215H3ZM25 216H26V214H25ZM24 216V217H25ZM81 216H84V214H82ZM236 216V215H235ZM2 217V216H1ZM24 217H22V218H24ZM38 217V216H37ZM44 217V216H43ZM35 217H33V219H34ZM39 218V217H38ZM46 218V217H45ZM65 218H67V217H65ZM71 217H69L68 219H70ZM235 218V217H234ZM2 219V218H1ZM7 219H6V221H7ZM25 219V218H24ZM27 219V218H26ZM32 219V220H33ZM41 219H42V217H41ZM64 219V218H63ZM68 219H67V221H68ZM86 219V218H85ZM236 219V218H235ZM9 220H11L12 221V218L11 219H9ZM14 220V219H13ZM16 220V219H15ZM20 220H22V219H20ZM36 220H38V219H36ZM47 220V219H46ZM45 220V221H46ZM57 220V219H56ZM62 220V219H61ZM66 220V219H65ZM72 220H73V217H72ZM3 221V220H2ZM5 221V222H6ZM23 221H26V220H23ZM52 221V220H51ZM50 221V222H51ZM46 222H48V221H46ZM61 222V221H60ZM63 222H64V220H63ZM87 222V221H86ZM223 222V223H222ZM225 222V223H224ZM233 222H235V221H233ZM20 223V222H19ZM18 223V224H19ZM33 223H34V221H33ZM38 223H42V222H38ZM52 223V222H51ZM66 222H64V224H65ZM69 223V222H68ZM213 223H215V224H213ZM228 223V222H227ZM12 224V223H11ZM24 223H22V226H24L25 228H26V226H27V224L25 225H23ZM31 223H28V225H30ZM36 224V223H35ZM43 224H44V221H43ZM53 224V223H52ZM63 224V223H62ZM75 224V223H74ZM244 224H245V226H244ZM2 224L0 223V226H1ZM6 225H8V224H6ZM16 225V224H15ZM19 225H21V223L19 224ZM18 225V226H19ZM50 225V224H49ZM57 225V224H56ZM66 225H68V224H66ZM71 225V224H70ZM4 226H5V224H4ZM3 225H2V227H4ZM52 227H53V225H51ZM59 226V225H58ZM24 227H21V228H24ZM28 227V226H27ZM32 227L34 228V225L32 224ZM44 227V226H43ZM68 227H70V226H68ZM24 228V229H25ZM36 228V227H35ZM34 228V229H35ZM49 228V227H48ZM246 228V229H245ZM2 229V228H1ZM11 229H13V228H11ZM18 229V228H17ZM29 229V228H28ZM40 229V228H39ZM57 229V228H56ZM59 229V228H58ZM41 230H42V228H41ZM40 230V231H41ZM44 230V229H43ZM1 231V230H0ZM5 231V230H4ZM3 231V232H4ZM12 231V230H11ZM20 231V230H19ZM36 232H37V230H35ZM40 231H38V232H40ZM48 231V230H47ZM10 232V231H9ZM20 232H22V230L20 231ZM17 233V234H19V235H22L21 233ZM24 232V234H25V231H23ZM28 232V231H27ZM49 232H51V231H49ZM48 232V233H49ZM32 233H34V232H32ZM42 233V232H41ZM2 233H0V235H1ZM5 234V233H4ZM4 234H3V237H7V235H5L4 236ZM9 234H13V231L12 232H10V233H8V235ZM17 234H15L16 236V238H18V239H16L19 243H20V241H19V238L21 237H18L19 235H17ZM24 234L22 235V236H24ZM46 234H47V232H46ZM55 234V235H54ZM237 234V235H236ZM29 234H26V236H28ZM10 236V235H9ZM14 236V234L13 235H11V237H13ZM29 237H31L32 238V236H29ZM44 237V236H43ZM0 238H1V236H0ZM35 239H38V236L36 235L35 237H34ZM5 239V238H4ZM3 238H1V240L3 241L4 240ZM10 239V238H9ZM9 239L8 238H6L5 240H7L6 241V244L8 245L9 243H7L8 241H9ZM33 239V238H32ZM10 240H12V239H10ZM24 240H25V237H24ZM15 241V240H14ZM14 241H13V244L12 245H10V246H13L14 245ZM17 241H15V244L16 245H18L19 246V244H17ZM38 241V240H37ZM1 242V241H0ZM12 242V241H11ZM25 242H26V240H25ZM27 242H29V240L27 241ZM31 242V241H30ZM22 243H24V242H22ZM37 243V242H36ZM3 244V246L2 247H5V245H4V243H2ZM1 244V245H2ZM11 244V243H10ZM16 245H14V247L16 246ZM22 245V244H21ZM25 245V244H24ZM31 245V244H30ZM17 246V247H18ZM7 248L6 249H8V248H11L12 249V247H9V246H6ZM19 247H21V246H19ZM18 247V248H19ZM33 247V246H32ZM1 248V247H0ZM24 248L25 247H21L20 249H23L24 250ZM34 248V247H33ZM27 249H29V248H27ZM42 249V248H41ZM2 250H3V248H2ZM30 250H32V249H30ZM10 254H11V252H13L14 251V249H13V251H11L10 249H8L7 250ZM7 251H6V253H7ZM17 251H20V250H17ZM35 251V250H34ZM1 252V251H0ZM25 253H26V251H24ZM24 252H20V253H22V254H20V257L24 254ZM36 252V251H35ZM5 253V249H4V253H3V255H5L6 254ZM18 253V252H17ZM17 253H14V254H16V256L18 255V257H19V254H17ZM28 253V252H27ZM1 254V253H0ZM2 255V254H1ZM12 255V254H11ZM36 255V254H35ZM37 255H39V253H37ZM6 256V255H5ZM5 256H2V257H4L5 258ZM1 257V256H0ZM1 257V258H2ZM34 257V256H33ZM11 258V257H10ZM9 258V259H10ZM23 258H25L24 256H23ZM22 258V259H23ZM32 258V256L30 257V259ZM13 259V258H12ZM26 259V258H25ZM5 260H3V261H1V262H4ZM14 261V260H13ZM19 261V260H18ZM11 262V261H10ZM24 261L22 260V263H23ZM28 261L26 260L24 263H27ZM32 262V261H31ZM106 262V263H107ZM5 263L7 264L8 262H6L5 261ZM14 263V262H13ZM18 262H16L15 264H17ZM21 263V260H20V262L18 263V264H20ZM10 264V263H9ZM34 264V263H33Z\"/></svg>",
  "mask_w": 264,
  "mask_h": 264
},
{
  "label": "rangeland",
  "instance_id": "rangeland-1",
  "mask_svg": "<svg viewBox=\"0 0 264 264\" xmlns=\"http://www.w3.org/2000/svg\"><path fill=\"white\" fill-rule=\"evenodd\" d=\"M13 0H1L0 1V11H1V7L3 8V10L0 12V18L3 16V18H4V14L6 15V19L4 18V20H7V21H4L3 22V18H1L0 19V25H1V27H3L4 25V27H8L6 30H9V32H11V33H6V31H4L5 29H2L1 27H0V29H2V30H0V40H2V38H4V36L6 35H8V37H12L11 35H13L14 33V30L15 29H19L20 31H16L15 30V32H16V35H21V36H19L18 38H17V36H16V38H14V37H12L13 39H8V37H6L7 38V41L5 40L6 38H4V40H2L1 42H0V50L2 51V48H4V50L2 51V52H0L1 54H0V60H2L3 62H6L7 61V63H5V65H7L6 67H8V68H6V67H4V66H1L0 65V74H1V76H0V79H1V85L3 86V85H7V86H4L3 87V89L1 88L2 86L0 85V88H1V90H2V92L4 91V92H6L8 95H10L9 93H11V95H13V97L12 96H9V98H10V100H9V102H8V104H7V102L6 101H8V99H6L5 100V98L4 97H7L8 95H6V93L4 94L3 93V96L4 97H2V100L4 101V103L2 102V100L0 101V102H2L3 104H4V106H3V108H1L0 109V112H1V110H3L4 112H2L1 113V115L2 116H4V117H2L1 115H0V123H1V129L3 128V127H5L4 129H2V130H0V132L2 131V133H0V142L1 141H3V139H4V143H0L1 144V147H0V158H1V160H0V184L2 185L3 184V186H5V188L3 187V186H1L2 188H4L5 190V192H2V191H0V194H1V196L3 197L4 195H2L3 193L4 194H7L5 197H7L8 199H6L5 197H4V200H3V198L2 197H0V203H2V204H0V223L4 226V224H5V226L4 227H2V225L0 226V233H2L0 236H1V238H10V239H12V240H10L9 239V241L7 242V243H9L8 245L6 244V241L7 240H1V238H0V253L2 254H0V256L2 257V256H5V258L4 257H0V264H6L5 263V261L6 262H8L7 264H15L16 262H20V260H21V263L20 264H40V262H38L39 260H40V256H42L43 255V250H44V247L46 246V241H47V238L48 237H50L51 235H53V233H58L59 231H60V229H64V228H66V226H67V228H71V227H74V226H80V225H82V224H86V223H88L89 222V224H88V226H87V224L86 225H84V227L85 228H88V227H91V223H92V218L93 217H91V216H93V212H94V210H96V209H98V208H101V207H103L105 204H106V202H107V199L108 200H111V199H114L115 198V200L116 199H120L121 198V196H123L124 194L123 193H127V192H129V190L131 191H133L134 189H133V187H134V181H136V179L132 176V175H130L129 173H126V172H124V171H122V172H124V173H122V172H119V171H117V172H113V166H115V164H114V162L116 161H118L119 160V155H117V154H114V152H109V156H113V155H116V156H114V157H116V158H112V157H108V156H106L108 153H104L103 152V154L102 153H100V154H102V155H98L97 153H96V151H94V150H92L93 148L91 147L92 145H90L89 144V146H88V144H82V143H80L79 144V142L77 143H75V141L72 139V137H73V135L70 133V132H72V133H77V129H80V131H82L83 133H86V131L87 130H85V128L87 129V128H89L88 129V132L87 133H90L89 131H91V129H94V128H90V126L88 127H86L85 125H87L88 123H84V122H81V123H78L79 121H81V119L84 117V116H86V114H88L91 110H92V112L91 113H95L96 114V111L98 112V110H99V112H100V110L102 109V112H100V117H102L103 119H105L106 117V119L108 120L106 123L104 122L105 120H103V119H101V120H99V118L97 119V117L99 116V115H97V117H96V120L97 121H99V122H104L103 124L102 123H100L99 124V122H97V121H95V123H97V124H95V126H97L98 125V127H100L101 125V127H103V125L105 124V125H107L108 124V127H106L105 125H104V127L103 128H98V127H96V130L94 129V131H97V132H99V131H101V133L102 134H104V132L107 130V132H111L112 131V134L109 132V134L106 132V134H104L106 137L108 136V135H110L111 136V139H109L110 140V142H112L113 143V141H114V143L113 144H115V145H118L119 144V142L120 141H122V139H123V141L125 142H120V145H122V144H129V142H131V144H132V142L133 141H136L137 140V138H136V136L134 135V134H136L137 133V135H138V133H141L140 131H135L133 134L129 131V129L130 128H135V127H138V126H140L141 124H143V123H152L153 121H152V114H153V112H152V110L155 108V107H152L153 105L155 106L157 103V100H158V98L161 96V94H162V92H163V88L162 87H164L165 89H166V87H169V86H166V85H169L170 84V82L172 81H170V82H168L169 80H170V78L169 77H167V79H165L167 82H165V84L164 85H162L161 87L159 86V87H157L156 86V84L159 82L158 81V79L160 80V78H155V77H152L150 74H154L153 73V71H154V69H152L151 68V66L154 64V65H156V63H153V61H152V58H151V60L150 61H152V62H150V63H148V64H146V65H148V67L149 68H147L146 69V71L145 72H140L138 75L139 76H143L144 74H147V75H144L145 77L147 76V77H149L148 78V81L149 82H151L150 80H152V78H153V81H152V83H148V81L145 83V85H147V87L144 85V81H145V79H143V77H142V79L140 80V81H138L137 83H134L133 84V86H131V88H132V90H130L131 88H130V84H129V86H127V84H128V82H130V80L129 81H127L128 79L126 78L125 80H119V82H118V80L117 81H115L114 83H113V89H112V91L110 90V89H107L106 90V88H108L107 86L106 87H103V84L101 83L100 85H98V83H100L99 81H97V83L96 84H93V86H94V88L92 87V85H91V87L90 86H87V85H83L82 83V85L80 84V83H77L78 82V80L75 78H72V77H75L76 76V74L79 76V74H81V72H83V70L84 69H86L87 68V66L88 67H90L89 65H91V64H99L100 63V59H101V62L102 63H111V62H113V61H116L117 60V58H116V55L115 54H113V52L115 51V49L117 48V42H116V44H109L108 45V43H104L103 44V41L102 42H100L99 41V39H97V44L95 43V44H93V45H91V43H94L93 41H95V39L97 38V36H95L94 37V35L95 34H97V33H103V34H100V36L101 35H103V37L104 36H107V40H109L112 36L110 35L109 36V34H108V32L113 28V24H111L110 22H105V23H102L101 24V26H102V28H101V26H100V28L102 29H100L99 28V31H98V29L96 28V30L94 29L95 27L94 26H96V24H97V22H95V21H99V20H101L102 18H103V15L101 14V12L103 11L104 12V10L106 9L105 8V3L106 2H111L112 4H115V3H117L118 2V4L119 5H121V3H122V0H101L100 1V3H99V5L98 6H101L102 7V9H100L101 7H99L97 10H96V15L93 13V11L95 12V10L93 9V11H92V8H90V6L92 7L93 6V8H94V2H99V0H92L93 1V3H91V1H89V0H83L84 1V3L81 1V0H78V1H80V2H78V1H76V3H73V2H75V0H69V1H65V0H62V1H64V2H62V1H60V0H58L59 1V3L57 2V0H50V3H48V1L49 0H47V1H43V0H38V2H34V1H32V0H27V2L26 3H24L25 1L24 0H20V2L21 1H23V3L21 2V6H19V4H20V2L18 3L16 0H15V2H12ZM32 2V3H28V2ZM36 1V0H35ZM39 1H41L42 3V5H40V2ZM56 1V2H55ZM73 1V2H72ZM235 1V0H234ZM7 2V3H6ZM18 4H17V3ZM52 2V3H51ZM70 2V4H66V3H69ZM88 2H89V4H88ZM104 2V3H103ZM233 1H231V5H229V3H227V4H225V5H227V7H225V5L222 7V9L224 10H218L219 11V14H218V12L216 13V12H214V13H212V16H210L208 19L207 18H205L209 23H212L213 21H215L216 19H218V20H216V22H218V21H220V22H218V25H220V27L221 28H219V29H223L224 28V26H228V28L227 29H225V33H221V32H219L218 31V28H217V30L216 31H212V32H210V36L213 34V33H215L214 34V36L213 37H216V35H217V37H220L221 39H222V37H223V39H222V45L224 44V42H226L225 44H227V47H228V45L229 46H231V48L229 47V49L231 50V53L230 52H227V53H229V54H227L228 56H227V58H225L226 56H225V54L224 55H220L219 54V51H218V49H216L217 51H218V53H217V51L215 50V52L217 53H215V52H213L214 50H213V48H211L212 47V45L210 44V46H204V45H207L208 43H206V44H204V41L202 40L205 36H206V34L207 33H205V34H202V32L199 30V28H198V26H199V23L198 22H196V23H194V24H190L189 26H187V25H185V26H187L186 27V29L187 28H189V30L186 32L185 30H182V29H184L183 27H185V26H182L181 27V30H180V35L183 37H181L180 39H183V41H185V39H187L188 37V42L190 43V41H191V43H195V44H198V41H199V43L201 44L202 42V44H201V50H203V48L205 49H208V48H210V50H208V52H210L211 53V50H212V52H213V55H209V53H207V51H205V52H202V53H204V54H202V53H199V54H197V55H199V56H203V55H205L206 53L208 54V55H205V57L203 56H201L200 58V60H199V58H198V56H197V58H196V54H193L192 53V51L188 54V50H185L186 48H187V46H186V43L187 42H184L183 43V41L181 42V40L180 39H178V40H175V41H169L168 40V44H170V43H172L171 44V46L172 45H174L173 47H169V45L167 44V46L169 47V48H171L172 50H170V51H172L171 53H169L170 51H169V48L167 47V49H166V47H165V50L163 49V51L162 52H164V53H162L161 55H160V57L161 58H167V55H168V58L166 59L167 61H165V59H161L162 61V67L161 66H159V67H161L160 68V71H163L164 72V74L165 75H170V77L171 78H173L174 77V75H173V72L174 73H177V70H179V69H182V70H185V69H187V68H189V65H191L193 68L195 67V69H197L196 70V72H202V73H205L206 71H204V70H199V68H201L202 67V64L204 65V69L207 67V65L210 67V69H213V68H211V67H213V66H210L211 64H212V62H213V60H217V62L218 63H220V62H222L223 63V60H225L224 62L226 63V61L229 59V61H227V63H226V66H227V64L228 65H230L231 67H233L232 68V70H230L231 69V67H222V70H224V71H229V73H230V75H231V73L232 72H234V70L235 71H237V72H240V70L241 69H239V67L240 68H242V70H241V72L244 70V73L242 72V74H243V76H241L242 74H241V72L240 73H238V75H237V78H240L241 77V79H243L242 80V82L244 83L243 85H241V86H238L237 85V83L239 82V80L237 81L236 79L237 78H234L235 80H232L233 82L235 81H237V83H233L232 81H229L228 80V78L226 79V80H221V81H219L220 83L222 82L223 84H217V86L219 87V88H222V90L220 89V91H222L221 93H220V91H219V88L218 87H216V88H218V92L217 91H215V93L216 94H222L223 92H228V93H230L228 96H233L234 94H238V93H240L241 94V97H242V95H243V92H244V89H243V86H245V83L247 82V81H249L248 79H250V82H249V84H252L253 86H254V89L259 93H256V91L255 90H253L252 91V95H251V97L253 98V102H252V98L250 97V95H249V97H250V101L248 102V104H249V106L248 107H245V104L243 103V101H247V100H242V102L241 103H243V106H242V108H241V110L239 111V113L238 114H240V116L239 117H234V119H231L232 121H234L233 123L232 122H230L229 121V127H226V123L224 122V118H222V120H221V118H220V116H221V114L220 113H218L217 111L215 112H212V110H210V111H207V113L206 112H204L203 114H201V112L200 111H197V110H195V108H193L192 110L189 108L190 106H188V109L186 108L187 106L186 105H182L181 107H178V108H180V109H177V111H179V112H185V114L189 111L190 112V114H191V117L190 118H192L190 121H184L186 124H184L183 125V123L184 122H182L183 120H184V118L186 119V120H188V116H190L188 113L185 115L184 114V116H181L180 115V117H179V119L177 118V119H174V120H172V124H170L169 125V123L167 122L166 123V125L164 126V129L166 128V127H169L170 129H172V126H174L173 128L174 129H172V131L171 130H168L169 132H170V134L172 133L173 134V138H175L174 136L177 134V135H179V134H183L184 133V140L185 141H187L188 139H189V137L191 138V140L189 139L188 140V144H187V148H185V150L187 151H190L189 152V154H186V151H184V149H182L181 147H185L186 146V143H185V146L183 145L184 144V141H183V144L182 145H180V148L178 147V151H179V153H177L176 151L174 152V155L176 154L178 157L180 156L179 154H181V156H182V153L183 152H185V153H183V154H185L184 155V158H183V156L181 157V159H183V160H181V159H178V157L176 158V157H174L172 160H173V163L171 164V166L172 167H170V169H172V171L173 170H175L173 173H177L176 171H183V172H185L186 170V168H190L191 169V171H190V169H188V171H186V172H191V174L193 173V172H198V170H203L204 169V167H206V169H204V170H206L207 172H210L211 170H212V172L215 174V173H219L220 171V173H219V175L221 174V176L219 177V175H217V174H215V176L216 177H219V178H216L213 182L216 184V185H218V183L217 182H222V185L224 184V182H226V179H227V175H230L229 177L230 178H232L231 176L233 175V177H234V175H235V177L237 176V177H240V176H243V178H245V177H248L250 174H251V176H250V178L252 179V178H254V181H256L257 179H256V177L260 180V182L261 181H263L264 182V128H263V125H264V77H263V75H264V66H258V64L257 63H254V59H256L255 57H256V55L252 52V51H248V52H246L245 54L246 55H242V53L240 52L239 53V57H236L237 55H238V51L236 50L237 49V44H236V42H234L235 40L233 39V38H231V37H229V36H227V33H230V32H233V31H235L234 29V27H236V26H238L239 27V25L240 26H243L244 25V23H250V24H252L251 22L252 21H255V23H257V20H259L260 22L259 23H263L261 26H260V28L261 27H263L264 26V9H262L260 12L258 11V9H260L261 8V6H259V5H261L263 2H264V0H242V1H240V0H237V2H239V3H237V4H234L235 2H233ZM241 2V3H240ZM253 2V3H252ZM258 2V3H257ZM11 4V6L9 5V4ZM12 3H14V4H12ZM16 3V4H15ZM39 3V7H41V8H39L38 7V5H36V4H38ZM62 3V4H61ZM74 4L73 5V7H71L72 6V4ZM85 4V9H84V5H82V4ZM31 4V5H30ZM35 5L34 6V10H33V12L30 10L31 9V7H33V5ZM47 4V5H46ZM49 4V5H48ZM65 4V9L63 8V6L62 5H64ZM80 4V5H79ZM103 4V5H102ZM111 4V5H112ZM251 4H253V6H255V7H253ZM11 7H9V6ZM27 5V6H26ZM28 5H30V6H28ZM44 5V6H43ZM51 5V7H54L55 5H58V6H55L54 8L55 9H53V8H51V7H49ZM77 5H78V7H77ZM234 5H236V6H234ZM249 5V6H248ZM258 5V6H257ZM4 6V7H3ZM6 6H8V8L9 9H11V10H9ZM22 6H23V8H22ZM24 6H25V8L26 7H28V8H26V9H24ZM45 6H47V7H45ZM60 6V7H59ZM62 6V7H61ZM89 6V7H88ZM243 6V7H242ZM263 7H264V3H263V5H262ZM68 7H69V9H68ZM74 7H76L75 9H73ZM83 7V8H82ZM88 7V8H87ZM104 7V8H103ZM225 7V8H224ZM240 7V8H239ZM254 9H253V8ZM256 7H259V8H257L256 9ZM7 8V9H6ZM13 8H15V9H13ZM18 8V10H16ZM21 8V9H20ZM37 9V11H35L36 9ZM45 8V9H44ZM47 8V9H46ZM60 10V11H65L66 10V13H67V11H68V13L65 15L64 13L65 12H62L63 14H61L60 13V11L58 10V9ZM62 8V9H61ZM89 8L91 9V10H89ZM227 8V9H226ZM242 8V9H241ZM251 9V11H250V9ZM50 9V11L49 12H46V10L48 11ZM52 9L54 10V11H52ZM64 9V10H63ZM78 9H80L81 10V12H80V10H77ZM84 9V11H82ZM87 9V10H86ZM229 9V10H228ZM10 12H9V11ZM22 10V11H21ZM23 10H25L24 12L25 13H23ZM41 10H43V11H41ZM74 10V11H73ZM76 10V11H75ZM86 10V11H85ZM100 10H102V11H100ZM228 10V11H227ZM241 10V11H240ZM252 10H254V11H252ZM4 11H5V13H4ZM6 11H7V13H11L10 15H8L7 13H6ZM15 11V12H14ZM29 11H31L30 12V15H29V13L27 14V12H29ZM40 11V12H39ZM46 12V14L48 13V15H46V17H45V12ZM56 11V12H55ZM90 11V12H89ZM100 11V12H99ZM232 11V12H231ZM235 11V12H234ZM245 11V12H244ZM17 12H22V15L19 13H17ZM44 12V13H43ZM53 12V13H52ZM72 12V13H71ZM87 12H89V13H87ZM102 12V13H103ZM220 12H221V14H220ZM228 12V13H227ZM229 12L231 13V14H229ZM240 14H239V13ZM256 12V13H255ZM35 14V16L37 17V19H39V20H37V22H38V25L36 24V22H35V16H33L32 17V15L31 14ZM42 13V14H41ZM71 13V14H70ZM73 13H74V15H73ZM76 13V14H75ZM77 13H79V14H77ZM82 13V14H81ZM92 13H93V16H92ZM226 13H227V15H226ZM232 13L233 14H235V13H238V14H235L236 16L238 15V16H240V18H238V17H236V16H234V15H232ZM244 13V14H243ZM249 13V14H248ZM18 14V15H17ZM33 14V15H34ZM37 14H38V16H37ZM52 14V15H51ZM56 14V16H55V18L54 17H52L53 15H55ZM71 16H70V15ZM86 14H88V15H86ZM214 14V15H213ZM229 14V15H228ZM12 15L13 16H16V18L17 17H19V18H21V16H22V18L24 17V19H25V22H26V17H27V15H28V18H29V16L31 17L30 18V20L27 18V21L28 22H32V24L30 25L29 23H25V25L23 24V22H24V19L21 21V20H19L18 18L16 19L15 17H13L12 18ZM19 15H21V16H19ZM25 15H26V17H25ZM41 15H42V18H40L41 17ZM44 15V16H43ZM50 15V16H49ZM65 15V16H64ZM81 15H82V18H80L81 17ZM86 15V16H85ZM219 15V17H217ZM226 15V16H225ZM232 15V16H231ZM242 15H244V16H242ZM9 16H11V19L10 18H8ZM40 16V17H39ZM75 16V17H74ZM100 16H102V17H100ZM108 17H106L105 16V18H110L109 17V15H107ZM213 16H216V17H214L213 18ZM222 16H223V18H222ZM231 17L230 19H228L229 17ZM234 16V17H233ZM253 16V17H252ZM261 16V17H260ZM39 17V18H38ZM45 19H44V18ZM50 17H51V21H50ZM60 19H59V18ZM62 17H63V19H62ZM70 17H71V19H70ZM99 17V20L97 19ZM224 17L225 18H227L228 20L227 21H225L226 19H224ZM249 17V18H248ZM258 17H260V19H258ZM16 19V20H14L15 21V24L14 23H12V22H14V21H11V20H13V19ZM21 18V19H22ZM68 18V19H67ZM213 20H212V19ZM10 19V20H9ZM32 19V20H31ZM41 19H44V20H41ZM52 19H54V21H52ZM62 19V20H61ZM81 19V20H80ZM84 19V20H83ZM88 19H90V20H88ZM202 19V18H201ZM205 19H203V21L204 22H207V21H205ZM221 19H222V21H221ZM238 19V20H237ZM254 19V20H253ZM257 19V20H256ZM2 20V21H1ZM33 20H34V24H33ZM47 20V21H46ZM58 20H60V21H58ZM224 20V21H223ZM235 20V21H234ZM262 20V21H261ZM11 21V22H10ZM20 21L22 22V24L21 25H19L20 24ZM40 21H43L42 22V24H43V26H44V28L42 29L41 27V22ZM68 21H69V23H68ZM72 21V22H71ZM87 21H89V24L90 25H88L87 26V28L89 27V31L87 32V34L85 35V34H83L82 35V33L80 32L81 30H82V25H80V24H83L84 22H87ZM244 21V23L242 24V23H240V22H243ZM2 22H3V24H2ZM16 22H19L18 23V25H17V23ZM48 24H47V23ZM59 22H60V24H59ZM75 22H76V24H75ZM95 24H94V23ZM224 23V25H222V24H220V23ZM9 23H10V25L11 24H13V25H17V26H22L21 28L20 27H16V28H14V26H11L10 27V25H9ZM45 23V24H44ZM91 23H93L94 24V26H93V24H91ZM228 23V24H227ZM8 24V25H7ZM36 24V25H35ZM39 24H41V25H39ZM47 24V25H46ZM49 24H51V25H49ZM54 24H56V26L54 25ZM57 24H59V25H57ZM61 24H63V25H61ZM68 24V25H67ZM105 24V25H104ZM226 24V25H225ZM231 24V25H230ZM237 24V25H236ZM7 25V26H6ZM28 25V26H27ZM78 25H79V27H78ZM111 25V26H110ZM223 27H222V26ZM29 26L31 27V28H29ZM35 26H37L36 28H35ZM40 26V27H39ZM49 26V27H48ZM59 26H61L60 27V30H59ZM63 26V27H62ZM73 27V29H72V27ZM76 26V27H75ZM107 26H109V27H106ZM123 26V25H122ZM191 26V27H190ZM194 26V27H193ZM231 26H233V28L230 27ZM13 27V28H12ZM24 27V28H23ZM34 29H33V28ZM51 27H54V28H51ZM65 27V28H64ZM91 27H93V29H94V31L92 30V28ZM195 27H196V29H195ZM225 27V28H226ZM10 28V29H9ZM38 28V29H37ZM41 30H40V29ZM47 28H51L52 30L51 31H54V32H52V33H50L51 31L50 30H47ZM64 28V29H63ZM71 28V30H69ZM75 28V29H74ZM190 28H194V30L193 29H191L190 30ZM260 28H256L255 27V31L253 30V29H250V31H251V33H250V31L248 30V31H245V29H240L239 31H237V33H238V37L241 39V41H242V43L244 42H247L246 44H250L249 46H251V45H253L256 41H258V39L261 37V32H258V30L260 29ZM14 29V30H13ZM27 29V30H26ZM46 29V31L44 32V31H42V30H45ZM63 29V30H62ZM77 29L79 30V31H77ZM91 29V30H90ZM107 29V30H106ZM11 30H13V31H11ZM26 30V31H25ZM31 31V33H30V31ZM34 30V31H33ZM38 32H37V31ZM74 30V31H73ZM224 30V29H223ZM232 30V31H231ZM253 30V31H252ZM2 31H3V33H4V35H3V33H2ZM24 31H25V35H24ZM27 31H29V34H26V32ZM42 33H40V32ZM48 31H50V32H48ZM97 31V32H96ZM117 31V30H116ZM115 31V32H116ZM22 34H21V33ZM46 32H48V33H46ZM64 32V33H63ZM70 32H72L71 34H70ZM78 32H80V33H78ZM92 32H94V33H92ZM218 34H220V35H218ZM227 32V33H226ZM249 32V33H248ZM18 33V34H17ZM28 33V32H27ZM41 34V36H40V34ZM53 33H55V34H53ZM58 33H59V35H58ZM76 33V34H75ZM89 33V34H88ZM90 33H92V34H90ZM106 33V34H105ZM189 35H188V34ZM2 34V35H1ZM31 34H35L34 36H36V35H38L37 37H35V39L37 40V39H39V40H35V43L37 42V44H36V46H34V42L32 43V41H34V36L33 35H31ZM44 34V35H43ZM47 34V35H46ZM51 36H53L54 37V35H55V39L53 40L52 38L53 37H51V40H50V35ZM62 34V35H61ZM65 34V35H64ZM69 34V35H68ZM80 34V35H79ZM105 34V35H104ZM186 34V35H185ZM260 34V35H259ZM10 35V36H9ZM32 37H31V36ZM49 35V36H48ZM72 35H74V37H76V41H75V39H73V36ZM249 35H251V36H249ZM3 36V37H2ZM23 36V37H22ZM26 36H28L27 38H26V42L27 43H25L24 44V37H26ZM78 36V37H77ZM80 36H82V37H80ZM87 36H88V38H87ZM170 36V35H169ZM188 36V37H187ZM22 37V38H21ZM39 37H41V38H39ZM48 37V38H47ZM64 37H66V38H64ZM68 37V38H67ZM92 37V38H91ZM99 37V36H98ZM201 37H202V39H201ZM250 37V38H249ZM252 37V38H251ZM21 38V39H20ZM31 40H30V39ZM44 38H46V39H44ZM58 38V39H57ZM83 38H86L87 39V41L86 42H88V44L86 43V42H84L85 41V39H83ZM91 38V39H90ZM228 38H230V39H228ZM249 38V39H248ZM18 39L21 41L22 39V41H23V44L21 45V42L20 41H18ZM27 39H29L28 41H27ZM60 39H61V41H60ZM80 39H81V42L79 43V41H80ZM90 39V40H89ZM8 40H10V41H8ZM13 40V41H12ZM17 41V42H15L14 43V41ZM42 40V41H41ZM44 40V41H43ZM58 40V41H57ZM83 40V41H82ZM106 40V39H105ZM106 40V41H107ZM179 40H180V42H181V44L179 43ZM247 40H250V41H247ZM253 40V41H252ZM12 41V42H11ZM30 41V42H29ZM40 41V42H39ZM50 41V42H49ZM233 41V42H232ZM9 45H7L6 43ZM11 42V43H10ZM41 42H43L42 44H41ZM46 42V43H45ZM48 42V43H47ZM53 42V43H52ZM55 42V43H54ZM75 42V43H74ZM84 42V43H83ZM176 42V43H175ZM249 42V43H248ZM10 43V44H9ZM16 43H18V45H19V43H20V45L19 46H21V47H19ZM40 43V44H39ZM52 43V44H51ZM60 43H63V44H60ZM64 43H65V45L66 46H64ZM67 43H69V44H67ZM72 43H74V44H72ZM78 43V44H77ZM85 43H86V45H89V46H87V48H86V45H85ZM176 45H175V44ZM6 44V45H5ZM11 44H13V45H16V46H13V47H11L10 45ZM28 44H29V46H28ZM32 44H33V46H32ZM48 44H50L49 45V47H47L48 46ZM55 44H58V46H55ZM77 44V45H76ZM79 44H81V45H79ZM83 44V45H82ZM177 44H180L181 45V47H180V45L179 46H177ZM184 44V45H183ZM200 44H198V47L200 46ZM1 45H5V47H6V49H5V47H1ZM25 45V47H23L22 48V46H24ZM40 45V46H39ZM43 46V48H42V46ZM44 45H45V47H44ZM47 45V46H46ZM61 45V46H60ZM71 45V46H70ZM73 45V46H72ZM77 47H76V46ZM84 45H85V47H84ZM95 45H98V46H95ZM111 45V46H110ZM209 45V44H208ZM26 46H28L29 48L27 49L26 48ZM31 46V47H30ZM52 46V47H51ZM75 46V50H73L74 47ZM95 47V49L93 48V47ZM116 46V47H115ZM7 47H10V48H7ZM33 47H35V51H33L34 49H33ZM42 49H41V48ZM54 47V48H53ZM55 47H57V48H55ZM67 47V48H66ZM71 47V48H70ZM89 47V48H88ZM97 47V48H96ZM104 47H106V48H104ZM109 47V48H108ZM180 47V48H179ZM185 47V48H184ZM208 47V48H207ZM223 47H225V48H227L226 47V45H224ZM11 48H13V49H11ZM32 48V51L30 52V49ZM48 48V49H47ZM51 48H53V49H51ZM66 48V49H65ZM82 48L85 50L84 52H82L81 54H79L80 53V51L82 50ZM90 48H93L94 50H92V49H90ZM101 48H104V49H101ZM175 50H174V49ZM177 48H179L178 50H177ZM40 49V51L38 52V50ZM49 49H51V51H53L54 53H56V54H54V53H52ZM63 49H64V51H63ZM69 49H70V51H69ZM81 49V50H80ZM90 49V50H89ZM98 49V50H97ZM205 49V50H206ZM14 50V51H13ZM43 50V51H42ZM46 50V51H45ZM62 52V54L60 53V51ZM89 50V51H88ZM109 50V51H108ZM174 50V51H173ZM183 50L184 51H186V53H187V55L186 54H184L183 53V55L181 56V52H183ZM235 51V55H234V51ZM11 51V52H10ZM24 51V52H23ZM59 51V52H58ZM73 51V52H72ZM83 51V50H82ZM89 52V54H88V52ZM92 51H93V53H92ZM108 51V52H107ZM166 51V52H165ZM179 51V52H178ZM188 51V52H187ZM204 51V50H203ZM263 51H264V49H263ZM8 52V53H7ZM14 52H15V54H14ZM29 52V53H28ZM34 52H38L37 54L36 53H34ZM46 52H48V53H46ZM75 52V53H74ZM96 52H97V55H96ZM103 52V53H102ZM116 52V51H115ZM114 52V53H115ZM201 52V51H200ZM249 52L251 53V54H253V55H255V57L254 56H252L251 54H249ZM11 53V54H10ZM26 53H27V55H26ZM45 54L44 56H45V58H47V60H45L44 59V56L43 55H41V54ZM51 53V54H50ZM65 53V54H64ZM77 53V54H76ZM95 53V54H94ZM108 53H110V54H113V55H110V54H108ZM165 53H168V54H165ZM181 53V54H180ZM214 53H215V55H214ZM30 54V55H29ZM31 54H34V55H31ZM36 54V55H35ZM40 54V55H39ZM54 54V55H53ZM69 54V55H68ZM91 54L92 55H95V56H91ZM99 54V55H98ZM174 54V55H173ZM179 54H180V56H179ZM201 54V55H200ZM231 54V55H230ZM232 54H233V56H232ZM47 55V56H46ZM49 55V56H48ZM66 55V56H65ZM84 55H86V57L84 56ZM108 55H110V56H108ZM118 55V54H117ZM175 55H177L176 57H175ZM190 55V56H189ZM192 55H193V57H195V58H193L192 57ZM217 55V56H216ZM219 55V56H218ZM1 56H2V58H1ZM28 56H30V57H28ZM31 56L33 57L34 56V58L32 59L31 58ZM38 57V59H37V57ZM39 56H40V58H41V60H39ZM53 56L55 57V58H53ZM57 56V57H56ZM60 56V57H59ZM62 56V57H61ZM63 56H65V58L63 59V61L61 60L62 58H63ZM71 56H73V57H71ZM81 56H83L82 57V59H84V60H82L81 59ZM93 58V60L91 59V57ZM99 56V57H98ZM108 56V57H107ZM114 56V57H113ZM172 56V57H171ZM189 56V57H188ZM206 56H208V57H206ZM222 56H224V57H222ZM242 56V57H241ZM264 56V55H263ZM28 57V58H27ZM59 57V59H56V58H58ZM66 57H69V58H66ZM77 57L79 58V59H77ZM111 57H112V59H111ZM169 57H171V58H169ZM192 57V58H191ZM211 57H213V58H215V59H213L212 60V58H211V60H208V59H210ZM234 57H236V58H234ZM240 57H241V59H240ZM250 59H249V58ZM251 57L253 58L254 57V59H251ZM23 58V59H22ZM36 58V59H35ZM61 58V59H60ZM72 58V59H71ZM74 58V59H73ZM98 58H99V60H98ZM107 58H108V60H107ZM113 58H114V60H113ZM177 58V59H176ZM184 58H186L185 60H184ZM187 58H188V61H186L187 60ZM204 59V61L205 62H210V64L208 63V64H206L204 61H203V59ZM205 58H208V59H205ZM218 58V59H217ZM219 58H221V60L219 59ZM230 58H231V61H230ZM5 59V60H4ZM18 59V60H17ZM21 59V60H20ZM27 59V60H26ZM28 59L30 60V61H34V59H35V62H33V63H35V65L37 64V63H39V62H42V64H43V62L46 64V62H47V64L45 65H42L41 63H40V65L39 66H37L38 68H40L39 70H38V68L35 66V65H30V61H28ZM51 59H52V61H51ZM54 59V60H53ZM65 59H66V61H65ZM77 59V60H76ZM111 59V60H110ZM169 59H171V60H173V63H172V61L171 60H169ZM182 59H183V61H182ZM195 59V60H194ZM247 59V60H246ZM26 60V61H25ZM38 60V61H37ZM60 60V61H59ZM68 60H70V61H68ZM73 60H74V62H73ZM75 60H76V62H75ZM104 60V61H103ZM178 60V62H176ZM181 60V61H180ZM196 60H197V62H196ZM236 60H237V63H236ZM240 60V61H239ZM246 60L247 62H244V61ZM249 60H252V61H249ZM1 61V62H2ZM20 61V62H19ZM52 63H51V62ZM53 61H55V62H53ZM56 61L58 62V63H56ZM91 61H93V63L91 62ZM164 61V62H163ZM190 61H194V62H191V64H190ZM212 61V62H211ZM0 62V63H1ZM2 62V64H4ZM25 62V64L23 65V63ZM27 62V63H26ZM31 62V64H33ZM48 62H50V64L48 63ZM60 62L62 63V65L60 64ZM66 62V63H65ZM73 62V63H72ZM84 62V63H83ZM154 62H156V61H154ZM179 62H180V66L179 65H176V64H179ZM185 63L186 64V62H187V65H184L183 63ZM189 62V63H188ZM199 62H200V65H199ZM202 62H204V63H202ZM234 62V63H233ZM241 62V63H240ZM243 62H244V65H243ZM255 62H256V60H255ZM15 63V64H14ZM54 63V64H53ZM65 63V64H64ZM78 63V64H77ZM80 63V64H79ZM88 63V64H87ZM151 63H152V65H151ZM164 63V64H163ZM165 63H166V65H165ZM169 63H171V64H173L174 65V67H173V65L171 66V65H168ZM198 63V64H197ZM220 63L219 64V66L221 67L222 65H225V63ZM252 63H254V66H253V64ZM16 64L17 65H19L18 67L16 66ZM56 64H59L58 66L60 67H57V65ZM69 64H72V65H69ZM161 64V63H160ZM205 64H206V66H205ZM235 64V65H234ZM238 64H239V66H238ZM248 64H250V65H248ZM251 64H252V66H253V68H255L256 66V69H254V71H252L253 70V68L251 69ZM257 64V65H256ZM263 64H264V58H263ZM21 65H22V71H23V68H24V70H26V68H27V70H28V65L30 66V68H29V71L31 70V68H33L34 66V68H35V70H31L30 71V73H28L29 71H21L23 74L21 75V72H19L18 71V68H20L21 67ZM55 65H56V68H54L55 67ZM62 67H65V68H61V66ZM68 66V68H67V66ZM164 65V66H163ZM176 65V66H175ZM213 65H216V63H215V61L213 62ZM233 65V66H232ZM243 65V66H242ZM15 66V67H14ZM24 66V67H23ZM49 66H52L51 68L52 69H54L53 71H52V73L50 72L51 71V68L49 69V70H47L48 68H49ZM54 66V67H53ZM75 66H77V67H75ZM84 66V67H83ZM172 68H171V67ZM178 66V67H177ZM187 66V67H186ZM190 66V68L192 69V71L194 70V73H196L195 72V69H193L192 67ZM235 66H236V68H235ZM247 66V67H246ZM17 67V68H16ZM45 67H48V68H45ZM70 67V68H69ZM163 67H166V69L165 70H167L166 72L164 71V70H162V68ZM168 67V68H167ZM181 67V68H180ZM186 67V68H185ZM262 67V68H261ZM11 68V69H10ZM14 68H16V69H14ZM44 68V69H43ZM57 68H59V70L57 69ZM151 68V70H149L148 71V69H150ZM169 68H170V70H172V72L169 70ZM185 68V69H184ZM224 68V69H223ZM260 68V69H259ZM14 71H13V70ZM42 69V70H41ZM57 69V70H56ZM68 69V70H67ZM177 69V70H176ZM207 69H208V67H207ZM226 69V70H225ZM249 69H250V71H249ZM263 69V70H262ZM20 70V69H19ZM44 70H46L45 72H44ZM169 70V71H168ZM206 70V69H205ZM239 70V71H238ZM262 70V71H261ZM8 71H10L11 72V74H13V72H14V74H13V76L10 74V72H8ZM33 71H39V72H34L33 73ZM152 71V72H151ZM176 71V72H175ZM204 71V72H203ZM219 71H220V69H219ZM224 71H221L222 72V74H224V76H226V77H229L230 75H229V73H227V72H225L224 73ZM231 71V72H230ZM248 71H249V73H248ZM25 72V73H24ZM41 72V74H39ZM43 72V73H42ZM56 74H55V73ZM61 72V73H60ZM63 72V73H62ZM179 72V71H178ZM246 72V73H245ZM251 72V73H250ZM254 72V73H253ZM258 72H259V74H260V76L259 77H261V79L258 77ZM8 73V74H7ZM19 73V74H18ZM34 74V76L33 75H30V74ZM58 73H60V75H58ZM113 73H116V72H113ZM142 73V74H141ZM172 73V74H171ZM227 73V74H226ZM248 73V74H247ZM4 74H6V75H4ZM35 74H37L36 76H35ZM39 74V75H38ZM48 74V75H47ZM54 74V75H53ZM149 74V75H148ZM233 74V73H232ZM239 74H240V77H239ZM245 74H246V76H247V78H246V76H245ZM253 76H252V75ZM261 74H262V76H261ZM42 75L44 76V77H42ZM47 75V76H46ZM52 75H53V77H52ZM56 75V76H55ZM69 75H70V77H69ZM229 75V76H228ZM6 76V78H7V76H8V80L9 81H13V83L14 84H9V83H7L6 81H5V77ZM9 76H12V77H9ZM22 76V77H21ZM39 76V77H38ZM42 78H41V77ZM77 76V77H78ZM232 76V75H231ZM250 76V78H248ZM255 76H257L256 78H255V80H254V78L253 77H255ZM60 77V78H59ZM144 77V78H145ZM236 77V76H235ZM9 78H11V80L9 79ZM23 78V79H22ZM38 78V79H37ZM67 78V79H66ZM71 78L74 80V81H72L71 80ZM151 78V79H150ZM230 78V77H229ZM33 79V80H32ZM40 79V80H39ZM60 81H59V80ZM241 79H240V81H241ZM245 79V80H244ZM252 79V80H251ZM257 79H259V80H257ZM4 80V81H3ZM7 80V79H6ZM7 80V81H8ZM20 80V81H19ZM44 80V81H43ZM58 80V81H57ZM62 80V81H61ZM64 80V81H63ZM68 80V81H67ZM70 80V81H69ZM116 80V79H115ZM261 80H262V82H261ZM40 81V82H39ZM76 81V82H75ZM158 81V82H157ZM229 81V82H228ZM257 81V82H256ZM259 81H260V84H259ZM3 82H6V83H3ZM29 82H31V83H29ZM58 82V83H57ZM67 82L68 83H70L71 82V84L70 85H72V84H74L75 83V88L74 89H71V86L69 85H66L67 84ZM117 82V83H116ZM153 82H157L155 85L153 84ZM218 82V83H219ZM232 82V83H231ZM252 82V83H251ZM254 82V83H253ZM16 83V84H15ZM29 83V84H28ZM39 83V84H38ZM53 83V84H52ZM63 83H64V85H66V86H64L63 85ZM77 83V84H76ZM125 83V84H124ZM140 83V84H139ZM142 83H143V85L145 86H142ZM225 83V84H224ZM258 85H257V84ZM262 83V84H261ZM56 84V85H55ZM121 84V85H120ZM135 84H138L139 85V87L137 86L136 88H135ZM232 84V85H231ZM246 84H248V83H246ZM257 85V87L259 88V90L256 88V85ZM12 88H9V86ZM14 85H16V86H13ZM47 85H49V86H47ZM60 87H64L65 89H62V88H60ZM63 85V86H62ZM96 85H98L97 87H96ZM117 85L119 86L120 85V87L121 88H118L117 87ZM156 86V87H151V86ZM224 87H223V86ZM237 85V86H236ZM26 86V87H25ZM52 86V87H51ZM53 86H56V87H53ZM80 86L82 87L81 88V90H79L78 88H80ZM83 86H84V88H83ZM101 86V87H100ZM105 86V85H104ZM123 86H127V87H125L124 88V90H123V92H124V94H126V95H124L123 93H121L122 91H121V89H123ZM226 86V87H225ZM234 86V87H233ZM263 86V87H262ZM6 87V88H5ZM8 87V88H7ZM45 87H47V88H45ZM88 87H90L91 89H89ZM96 87V88H95ZM129 87V88H128ZM229 87V89H227ZM242 87V88H241ZM261 87V88H260ZM5 88V89H4ZM25 88H26V90H25ZM55 88V89H54ZM61 90H60V89ZM70 88V89H69ZM88 88V89H87ZM94 90H93V89ZM98 88V89H97ZM115 88L117 89V90H115ZM138 88V89H137ZM148 88V89H147ZM153 88V89H152ZM161 88V89H160ZM225 88H226V90H228V91H226L225 90ZM241 88V89H240ZM9 89H11L10 91H7V90H9ZM16 89V90H15ZM59 89V91H55V90H58ZM83 89V90H82ZM120 89V90H119ZM134 89V90H133ZM139 89H140V91H139ZM155 89V90H154ZM163 89V90H162ZM232 90L233 89V91H229V90ZM14 90V91H13ZM25 90V91H24ZM35 90V91H34ZM65 92H64V91ZM70 90V91H69ZM87 90H89L88 92H87ZM90 90H92V92L90 91ZM108 90H110V91H108ZM120 91V92H117L116 94H115V92L116 91ZM136 90H138V91H136ZM153 90V91H152ZM157 90V91H156ZM159 90V91H158ZM217 90V89H216ZM223 90H225V91H223ZM236 90V92L237 93H235L234 91ZM261 90V91H260ZM24 91V92H23ZM53 91H55V92H53ZM94 91V92H93ZM96 91H97V93H96ZM105 91V92H104ZM115 91V92H114ZM152 91V92H151ZM9 92V93H8ZM53 92V93H52ZM114 92V93H113ZM126 92V93H125ZM137 92V93H136ZM150 92L153 94V93H155L158 97H155V99L153 100V101H151L150 100V97H151V95L152 94H150ZM231 92H234L233 94L231 93ZM261 92V93H260ZM16 93H17V95H16ZM24 95H23V94ZM62 93V94H61ZM65 93V94H64ZM87 93H88V95H87ZM104 93V94H103ZM145 93V94H144ZM157 93H160V94H157ZM225 93L223 94V95H225ZM254 93H256V94H254ZM20 94V95H19ZM26 94V95H25ZM35 96H34V95ZM58 94V95H57ZM106 94V95H105ZM108 94V95H107ZM110 94H113L112 95V97L113 98H116L115 100L113 99V98H108V99H110V100H114L115 101V103H116V101H120V102H117V104L118 103H120V105H119V107H118V105H116L115 106V103H114V101H110V100H108L107 99V96L108 97H111V95ZM120 94V95H119ZM129 94H131L130 96H129ZM144 94V95H143ZM254 94V95H253ZM6 95V96H5ZM110 95V96H109ZM118 95H119V97H118ZM140 95V96H139ZM144 97H143V96ZM146 95V96H145ZM255 95H256V97H255ZM260 97H259V96ZM92 96V97H91ZM115 96V97H114ZM127 96V97H126ZM138 96V97H137ZM262 96V97H261ZM54 97V98H53ZM134 97H135V100H134ZM16 98H18V99H16ZM42 98V99H41ZM88 98H91V100H89V103H88ZM122 98H123V100H122ZM136 98H138V99H136ZM263 98V99H262ZM16 99V100H15ZM24 99V100H23ZM110 101L109 103H108V101ZM141 99V100H140ZM149 99V100H148ZM50 100V101H49ZM94 100V101H93ZM102 100H105L104 102V105H103V101ZM132 100H134V101H132ZM262 100V101H261ZM15 101V102H14ZM20 101V102H19ZM60 101V102H59ZM97 101L99 102V104H100V106H99V104H98V108L96 107L97 106ZM106 101H107V103H106ZM137 101V102H136ZM256 101H258V102H256ZM260 101V102H259ZM6 102V103H5ZM29 102V103H28ZM91 102V103H90ZM135 102H136V104H135ZM153 102V103H152ZM256 102V104L254 105L253 103H255ZM0 104V105H3V104ZM42 103V104H41ZM44 103V104H43ZM62 103V104H61ZM64 103V104H63ZM88 103V104H87ZM92 103H94V104H92ZM112 103V104H111ZM114 103V104H113ZM123 103V104H122ZM156 103V104H155ZM220 103H221V101H220ZM219 103V104H220ZM258 103V104H257ZM260 103V104H259ZM6 104V105H5ZM31 104V105H30ZM54 104V105H53ZM83 104H84V106H83ZM87 104V105H86ZM90 104V105H89ZM114 105L115 107H116V111H115V115H114V113H112L111 112V114H108V115H110L109 116V118H108V116L107 115H102L101 116V114L102 113H105V112H107V110L108 109H110L112 106H110L109 107V105ZM132 104V105H131ZM133 104H134V106H133ZM139 104V105H138ZM144 104H145V106H144ZM252 104V105H251ZM13 105V106H12ZM101 105H103L102 107H101ZM106 105H108V107L106 106ZM136 105H137V107H136ZM257 105V106H256ZM260 105V106H259ZM8 106V107H7ZM30 106V107H29ZM57 106V107H56ZM78 106V107H77ZM88 106V108H87V111H86V109H84V108H86V107ZM113 106V107H114ZM120 106H121V109L120 110H117V109H119L120 108ZM124 106H125V108H124ZM259 106V107H258ZM25 107V108H24ZM36 107V108H35ZM56 107V108H55ZM82 107H83V109H84V112H83V109H82ZM93 107V108H92ZM95 107V108H94ZM101 107V108H100ZM105 107H107L106 109H105ZM112 107V108H113ZM127 107V108H126ZM135 107V108H134ZM150 107V108H149ZM184 107V108H183ZM244 107V108H243ZM256 107V108H255ZM261 107V108H260ZM14 108V109H13ZM40 108V109H39ZM110 109V110H108V111H113V109ZM122 108H124L123 109V111H122ZM140 108V109H139ZM151 108H153V109H151ZM184 110H183V109ZM254 108V109H253ZM257 108H258V110H257ZM52 109V110H51ZM78 109H79V111H78ZM91 109V110H90ZM138 109H139V111H138ZM150 109V110H149ZM244 109V110H243ZM247 109V110H246ZM13 110H14V112H13ZM46 110V111H45ZM66 110H68V112L66 111ZM70 110H72V111H70ZM88 110H90V111H88ZM94 110V111H93ZM114 110H115V108H114ZM127 112H126V111ZM135 110V111H134ZM148 110V111H147ZM187 110V111H186ZM191 110V111H190ZM260 110H261V112L262 113H260ZM6 111V112H5ZM9 111V112H8ZM13 112V113H11V114H9L10 112ZM24 111V112H23ZM29 111V112H28ZM31 111V112H30ZM55 111V112H54ZM57 111V112H56ZM79 113H78V112ZM86 111V112H85ZM105 111V112H104ZM119 111H121V112H119ZM143 111V112H142ZM253 111V112H252ZM257 111H258V113H257ZM8 112V114L10 115H8V114H6ZM15 112H18L17 113V116H18V114L19 113H21V116H20V114H19V116L17 117V116H15L16 114H14ZM27 112V113H26ZM49 112V113H48ZM52 112H54V113H52ZM65 112H67V113H65ZM73 112H76V113H73ZM80 112H81V114H80ZM83 112V113H82ZM98 112V113H99ZM114 112V111H113ZM116 112H119V113H122L121 115L119 114L118 115V113H117V117H116ZM125 112V113H124ZM134 112L136 113V114H134ZM142 112V113H141ZM150 112H152V113H150ZM199 112H200V114H201V116L202 117H204V118H202L201 116H197V115H200L199 114ZM210 112H212L213 114L215 113V114H217L216 116L215 115H213L214 116V118H211L210 117V115H211V113ZM251 112V113H250ZM255 112V113H254ZM24 113V114H23ZM31 113V114H30ZM45 113V114H44ZM70 113H72L74 116H72ZM84 113H85V115H84ZM107 113H109V112H107ZM130 113V114H129ZM132 113V114H131ZM148 113H150V114H148ZM181 113V114H182ZM195 113V115L197 116V118L196 117H194L193 118V114ZM198 113V114H197ZM207 115H206V114ZM242 113H245V115H243ZM259 113H260V115H259ZM14 114V115H13ZM47 114H48V116H47ZM56 114H57V116H56ZM75 114H77V117H79V115H80V117L79 118H75ZM106 114V113H105ZM135 115V117H134V115ZM143 114V115H142ZM145 114H148V115H145ZM208 114H209V119H208ZM253 114V115H252ZM262 114V115H261ZM11 115H13L12 117H15V120L13 119V118H11ZM32 115V116H31ZM54 117H53V116ZM59 115V116H58ZM65 115V117L63 118V116ZM68 117H67V116ZM82 115V116H81ZM114 115V116H113ZM130 116V118H129V116ZM138 115H139V118L140 119H142L144 122H142V121H139V118H138ZM149 115H151L150 116V119L151 120H149ZM207 117H206V116ZM220 115V116H219ZM243 115V116H242ZM248 115V116H247ZM6 116V117H5ZM22 116H23V119H22ZM46 116L48 117V118H46ZM131 116H133L132 117V119H134V120H132L131 119ZM142 116V117H141ZM145 116L146 117H148V118H145ZM212 116V115H211ZM212 116V117H213ZM246 116V117H245ZM254 116V117H253ZM1 117H2V119H1ZM10 117L11 119H12V121H10L8 118ZM26 117H28V118H26ZM62 117V119L60 120V118ZM105 117V118H104ZM112 117H114L113 119H115L114 121L111 119ZM120 117V118H119ZM124 117V118H123ZM181 117H183V119L181 118ZM187 117V118H186ZM202 119H201V118ZM216 117V118H215ZM222 117V116H221ZM248 117H249V119H248ZM251 117V118H250ZM261 117V118H260ZM19 118V119H18ZM40 118V119H39ZM65 118H67V119H65ZM117 118V119H116ZM128 118L129 120H126V119ZM138 118V119H137ZM143 118H145V119H143ZM180 118H181V120L182 121H179L180 120ZM245 118V119H244ZM247 118V119H246ZM3 119H5V120H3ZM25 119H28L26 122H25ZM41 119H42V121L43 122H41ZM55 119H57V120H55ZM76 119V120H75ZM80 119V120H79ZM194 119H196V120H198L199 121V123L200 122H203V124L202 125H207V126H205V127H203V129H201L202 128V125H201V123H200V125H199V123H198V121L197 122H194L193 120ZM210 119H212V120H210ZM219 119V120H218ZM240 121H239V120ZM244 119V120H243ZM258 119V120H257ZM15 121V123H14V121ZM23 120H24V122H23ZM37 120H38V123L40 122V124H39V126H35L34 127V125H36V122H37ZM40 120V121H39ZM60 121V123H59V121ZM75 120V121H74ZM112 120V121H111ZM118 120H120V121H118ZM123 120H124V122L125 121H129L130 123H128L127 125H128V127H129V125L130 124H132V125H130L131 127L130 128H128L127 129V127H126V130H125V124L127 123V122H123ZM135 120H137V122L135 121ZM201 120V121H200ZM206 120H210V121H206ZM218 120V121H217ZM251 120V121H250ZM7 121L8 122H12V123H7ZM54 121H56V122H54ZM62 121V122H61ZM64 121V122H63ZM71 123H70V122ZM73 121H74V123H73ZM109 121H111L110 123V125H109ZM133 121V122H132ZM135 121V122H134ZM147 121V122H146ZM173 121H175V122H177V121H179L180 123H178V124H181V125H178L177 123V125L175 124V122L173 123ZM191 121L193 122V123H195V125L193 124V123H191ZM211 121H213V122H211ZM246 121V122H245ZM248 121H249V123H248ZM7 123V125L5 126V124ZM23 122V123H22ZM30 122H32V125H30L31 123ZM44 122L45 123H47V124H44ZM67 122V123H66ZM121 122V123H120ZM224 122V123H223ZM14 123V124H13ZM18 124L19 123V125L16 127L15 126V124ZM22 123V124H21ZM35 123V124H34ZM38 123H37V125H38ZM41 123H43L45 126L44 127H42L43 125L41 124ZM62 123V124H61ZM70 123V124H69ZM76 123V124H75ZM83 123V125L82 126H80L81 124ZM118 123V124H117ZM124 123V124H123ZM134 123H135V125H134ZM141 123V124H140ZM170 123H171V121H170ZM209 123H210V125H212L213 123V126L214 125H216L214 128H213V126H210L209 125ZM217 123V124H216ZM222 123V124H221ZM230 123H232V124H234V123H236L235 125H230ZM246 123V124H245ZM251 123V124H250ZM257 125H256V124ZM262 123L263 125H260V124ZM2 124H3V126H2ZM9 124V125H8ZM12 124V125H11ZM16 124V125H17ZM26 124V125H25ZM34 124V125H33ZM56 124L57 125H60L59 126V128H58V126L56 127ZM71 124H72V126L73 127H71ZM78 124V125H77ZM115 124V126L118 128L117 129V133H120V134H117V136H116V131H115V128L113 127V126H111V125H114ZM140 124V125H139ZM174 124V125H173ZM190 124V125H189ZM198 124V125H197ZM221 124V125H220ZM224 124H226V125H224ZM249 124H250V130H249ZM28 128H26L25 126ZM51 125V126H50ZM68 125H70V127L71 128H73V129H68ZM100 125V126H99ZM119 125H121L122 127H124L123 128V131H119V130H122V129H120V126ZM124 125V126H123ZM187 125V126H186ZM192 125V126H191ZM197 125V126H196ZM218 125H220V127H218ZM223 125H224V127H223ZM237 125H239V126H237ZM240 125H241V127H240ZM11 126H13V129H11L10 127ZM14 126L16 127V128H14ZM30 126V127H29ZM47 126V127H46ZM50 126V127H49ZM68 126V127H67ZM84 126V127H83ZM178 126H181V127H178ZM187 127V129H183L184 127ZM194 126V127H193ZM195 126H196V128H195ZM200 126V127H199ZM236 126V127H235ZM245 126V127H244ZM248 126V127H247ZM260 126V127H259ZM262 126V127H261ZM6 127H9L8 129L10 130H12V132H10V131H8V129L6 128ZM34 127V128H33ZM38 127V128H37ZM52 127H53V129H52ZM54 127H55V129H54ZM61 127V128H60ZM66 127H67V130H66ZM106 127V129L104 130V128ZM121 127V128H122ZM190 127V128H189ZM197 127H199V128H197ZM210 127V131H207V129ZM223 127V128H222ZM252 127H254V128H252ZM31 128H33V129H35V130H31ZM56 128H58V129H56ZM62 128H64L63 130V132L64 133H62V130L60 131V133L59 132H57L56 130H59V129H62ZM83 130H82V129ZM98 128V129H97ZM114 128V129H113ZM168 128V129H169ZM193 128H194V130H193ZM215 128H217V129H220L221 130V128L224 130H221L220 132H218L220 135H221V133H222V135L220 136L217 132H216V134H215ZM227 128V129H226ZM234 128V129H233ZM237 128H239V129H237ZM15 129V130H14ZM38 129H40L39 130V132L38 133H36L37 132V130ZM110 129V130H109ZM176 129L177 130H179V131H177L176 132ZM182 129V130H181ZM193 131V132H195V130H197L195 133H193V132H191V130ZM204 129L206 130V131H204ZM216 129V131H219V130H217ZM230 129V130H229ZM232 129V130H231ZM243 129V130H242ZM248 129V130H247ZM259 129H262L263 131H261V130H259ZM8 132H7V131ZM17 130H18V132H17ZM45 130V131H44ZM49 132H48V131ZM52 132H51V131ZM54 130V131H53ZM85 130V131H84ZM99 130V131H98ZM109 130V131H108ZM125 130V131H124ZM128 130V131H127ZM165 130H167V128L165 129ZM174 130V131H173ZM199 130H203L202 132H206L205 134L203 133L202 134V132L200 131V133H198L197 135H195L197 132H199ZM14 131H16V132H14ZM24 131V132H23ZM25 131H26V133H25ZM30 131V132H29ZM31 131H34L33 133L31 132ZM56 131V132H55ZM69 132L68 134L66 133V135H68L67 137L66 136H64L65 135V132ZM93 131V130H92ZM91 131V132H92ZM115 131V132H114ZM185 131H188V132H186L185 133ZM225 131H227V132H225ZM232 131V132H231ZM234 131H238V132H234ZM241 131H243V132H241ZM249 131H250V133H249ZM251 131H254V132H252L251 133ZM261 131V132H260ZM21 132V133H20ZM28 132V133H27ZM125 132V133H124ZM189 132H191V134L189 133ZM225 132V133H224ZM243 134H241V133ZM246 132V133H245ZM257 132V133H256ZM12 133V134H11ZM15 133H16V135H15ZM24 133V134H23ZM31 133V134H30ZM34 133H36V134H34ZM47 133H49L50 135L48 136L47 135ZM51 133H53V134H51ZM62 133V134H61ZM115 133V136H113V134ZM127 133V134H126ZM130 133V134H129ZM192 133L195 135V137H194V135H193V137H192ZM228 133V134H227ZM233 133V134H232ZM235 133V134H234ZM245 133V134H244ZM9 134L10 135H12V137L11 136H9ZM13 134H14V136H13ZM19 134H21V135H19ZM26 134H28V135H31V136H29V138H28V135H26ZM32 134H34V136L32 135ZM56 134V135H55ZM58 134V135H57ZM187 134V135H186ZM201 134V135H200ZM206 134H208V135H206ZM215 134V135H214ZM218 134V135H217ZM226 134H227V136H226ZM236 134H238L239 136H237ZM247 134V135H246ZM254 135L255 134V139L256 138H258V139H254V141H256L255 142V144H254V141H253V139H252V136L251 135ZM19 135V136H18ZM24 135V136H23ZM47 135V136H46ZM70 135H72L71 137H70ZM125 135V136H124ZM204 137H203V136ZM224 135V136H223ZM229 135V136H228ZM232 135V136H231ZM256 135H258V136H256ZM261 135H263V136H261ZM8 136V137H7ZM25 136L28 138H26L25 139ZM50 136H55V138L54 137H50ZM56 136H58V137H60V139L58 138V137H56ZM119 136V137H118ZM124 136V137H123ZM133 136V138H128V137H132ZM135 136V137H134ZM185 136H188V138H186ZM197 136H200V137H198L197 138ZM202 136V137H201ZM243 136H245V137H243ZM248 136V137H247ZM261 136V137H260ZM8 138V140H7V138ZM9 137H11V138H9ZM42 137H43V139H42ZM50 137V138H49ZM63 137V138H62ZM69 137V138H68ZM177 137V136H176ZM233 137V138H232ZM239 137V138H238ZM242 137V138H241ZM251 137V138H250ZM3 138V139H2ZM5 138H6V141H8V142H6L5 141ZM22 138H24L22 141H21V139ZM34 138H36V140L34 139ZM109 138V137H108ZM195 138H197V139H195ZM200 138V140L202 141V139H203V141L200 143V140L197 142V140ZM219 138H220V140H219ZM226 138H227V140H231L230 142L229 141H226ZM245 138V139H244ZM248 138V139H247ZM261 138V140L259 141L260 142V144H259V142H258V140ZM263 138V139H262ZM12 139H14V140H16V141H12L11 142V140ZM29 139H31V140H29ZM32 139H34V141H32ZM38 139H40V140H38ZM43 141H42V140ZM45 139V140H44ZM50 139H54V140H52V142L50 141ZM56 139V140H55ZM65 139H67V140H65ZM121 139V140H120ZM125 139H127V140H125ZM132 139V140H131ZM135 139V140H134ZM187 139V140H186ZM193 139V140H192ZM194 139H195V141L197 142V143H195L193 146H191V148H190V145H192L193 144V141H194ZM224 139H225V141H224ZM236 139V140H235ZM239 139V140H238ZM240 139H242L243 140V143H242V140H240ZM250 139H252V140H250ZM26 140V141H25ZM32 141L31 143L29 142V141ZM59 140V141H58ZM61 140V141H60ZM209 140V141H208ZM216 140V141H215ZM244 140H247L246 141V144H245V142H244ZM250 140V141H249ZM263 140V141H262ZM41 141H42V143H41ZM47 141H49V142H47ZM66 141V143H65V145L67 146L68 144V146L69 147H66V146H64V142ZM72 141V142H71ZM74 141V142H73ZM118 141V143H116ZM194 141V142H195ZM211 141V142H210ZM212 141H214L215 142V145H214V143H212ZM237 141V142H236ZM251 141H253V142H251ZM9 142H11V144L9 143ZM15 142V143H14ZM25 142L27 143L26 145L27 146H25ZM35 142H37L36 144H35ZM45 142V143H44ZM208 142H210L211 143V145H210V143H208ZM218 142V144H220V143H222V144H220V145H216V143ZM6 143H8V145L7 146H5L6 145ZM13 143L15 144L14 145V149H15V151H13L14 149H13ZM32 143H34V145H32ZM43 143H44V145H43ZM48 143L50 144V145H48ZM52 143V144H51ZM55 143H56V145H55ZM58 143H60V144H58ZM72 145H71V144ZM86 143V142H85ZM202 144V145H199V144ZM205 143H207L206 145H205ZM230 143V144H229ZM236 145H235V144ZM238 143H239V145H238ZM3 144V145H2ZM37 144H39V145H37ZM77 144H79V145H77ZM196 144H198V146L196 145ZM204 144V145H203ZM241 144V145H240ZM248 144V145H247ZM259 144V145H258ZM12 147H11V146ZM32 145V146H31ZM48 145V146H47ZM53 145H55V147H57V146H59V148L61 149V150H58L59 148L57 147L56 148V150L58 151H54V149L53 148H55ZM75 145H76V147H75ZM83 145V146H82ZM87 145V146H86ZM207 145L209 146V147H207ZM213 145V146H212ZM227 145L229 146V147H227ZM234 145V146H233ZM247 145V146H246ZM255 147H254V146ZM8 146H10V149H9V147ZM38 147V146H40L41 148H43L42 150H41V148L40 147H38V149H39V151H36L35 149H36V147ZM49 146H51V148H48ZM200 146V147H199ZM218 146V147H217ZM233 146V147H232ZM240 146V147H239ZM246 146V147H245ZM253 148H252V147ZM260 146V147H259ZM7 147V148H6ZM23 147H25V148H23ZM66 149V152L64 151L65 149ZM81 149L80 151H79V148ZM85 148V150L86 151H84V148ZM211 147H213V148H211ZM221 147H223V149L221 148ZM226 147V148H225ZM231 147H232V149H231ZM241 149V150H243V148L245 149V153H243L244 152V150L243 151H241L239 148ZM243 147V148H242ZM5 148L6 149H9V151H11V153L12 154H14V156H16V158L14 157H12V154L10 153V154H8L7 152H8V150L6 151L5 150ZM12 148V149H11ZM45 148V149H44ZM63 148V149H62ZM75 148H78V150H76ZM91 148V149H90ZM189 148V149H188ZM194 148V149H193ZM208 148H209V150H208ZM228 148V149H227ZM230 148V149H229ZM239 149V151H238V149ZM258 150H256V149ZM2 149H4V150H2ZM37 149V150H38ZM181 149H182V151H181ZM201 149H203L202 151H201ZM205 149H207V150H205ZM212 150V152H211V150ZM215 149H218V150H215ZM233 149H237V151L238 152H240V153H238L237 151H235V153H236V155L237 156H235V153H234V151H233ZM248 149V157L246 158V156H247V152H246V150ZM27 150V151H26ZM30 150H31V152H30ZM43 150H45L46 152H44ZM64 152H63V151ZM70 150V151H69ZM71 150H72V152H71ZM76 150V152H74V151ZM220 150V151H219ZM223 150V151H222ZM227 150V151H226ZM229 150V151H228ZM256 151V152H251V151ZM13 151V152H12ZM53 151V152H52ZM60 151V152H59ZM61 151H62V153H64L63 155H62V153H61ZM77 151L79 152V154L77 153ZM88 151H90V152H88ZM94 151V153H96V154H91L92 152ZM206 151V152H205ZM208 151H210V152H208ZM214 151V152H213ZM262 151V152H261ZM33 152V153H32ZM82 152V153H81ZM192 152H193V154H192ZM201 152V153H200ZM208 152V153H207ZM216 152V153H215ZM217 152H221L220 154L219 153H217ZM224 154H223V153ZM226 152H228V153H226ZM251 152V153H250ZM8 154V156H7V154ZM36 153V154H35ZM39 153V154H38ZM55 153V154H54ZM66 153V154H65ZM67 153H69V154H67ZM76 153V154H75ZM87 153V154H86ZM113 153V154H112ZM188 153V152H187ZM204 155H203V154ZM210 153H212L211 155H210ZM213 153H214V155H213ZM242 153V154H241ZM28 154V155H27ZM35 154V155H34ZM44 154H46L45 156H43ZM59 154V155H58ZM61 154V155H60ZM71 154V155H70ZM83 154H85V157H84V155ZM104 154H106V155H104ZM111 154V155H110ZM170 154V153H169ZM199 155V154H201L200 155V157H198V156H196V155ZM225 154H227V156L229 157L228 158V160H227V157L225 156ZM238 154H239V156H238ZM245 154H246V156H245ZM250 154V155H249ZM255 154H258V156H259V158L255 155ZM11 155V156H10ZM38 155H41V157H43L44 158V160L40 157V156H38ZM55 155H57V156H55ZM64 155H66V157H64ZM82 155H83V158H85V159H83L82 160ZM90 155H93L92 157L90 156ZM106 156V157H97V156ZM175 155V156H176ZM189 155V156H188ZM193 155V157H191ZM207 155H210V156H207ZM232 155V156H231ZM234 155V156H233ZM242 155H244L243 156V158L242 157H240V156H242ZM252 155H254V156H252ZM2 156H3V158H2ZM10 156V157H9ZM26 156H27V158H26ZM49 156V157H48ZM77 156H79V157H77ZM81 156V157H80ZM88 156H90L89 157V161H90V163L88 162ZM97 157V158H99V160L97 161L96 159H94L95 157ZM187 156V157H186ZM214 156V157H213ZM8 157V158H7ZM11 157H12V159H14L12 162H13V164H9V163H11L10 162V160H12L11 159ZM18 157V158H17ZM39 157V158H38ZM46 157H48V159H46ZM50 157H52L53 158V161L54 160H56L57 162H56V164H53V165H49L52 161V158L51 159H49ZM70 157V158H69ZM72 157V158H71ZM196 157H198L197 159H196ZM208 157V158H207ZM213 158L212 160L210 159V158ZM218 157H220V161H219V159H218ZM253 157H255L254 159H257V161H255V160H253L252 158ZM260 157H261V159H260ZM263 157V158H262ZM29 158V159H28ZM32 158V159H31ZM37 158V159H36ZM69 158V159H68ZM74 158V159H73ZM102 158H105V159H102ZM109 158H112V159H109ZM175 158L176 159H178V160H181V161H183L184 162V159L186 158L188 161L186 162L185 161V163L183 164V162H182V164H181V166H179L178 167V165L175 167V165H176V162H177V160H175ZM189 158V159H188ZM200 158H201V160H200ZM208 160H207V159ZM224 158V159H223ZM233 158H235V159H233ZM239 158V159H238ZM249 158V159H248ZM250 158L253 160H250ZM7 159V160H6ZM17 159V160H16ZM65 159V160H64ZM67 159V160H66ZM94 159V160H93ZM108 159V160H107ZM148 159V158H147ZM185 159V160H186ZM191 159H196L195 160V164H193L194 162V160H192L191 161ZM204 159H206L205 161H204ZM210 159V160H209ZM246 159V161H244ZM28 160H29V162H28ZM36 160V161H35ZM48 160V161H47ZM70 160V161H69ZM78 160V161H77ZM85 160V161H84ZM93 160V162H91ZM100 160H101V163H98V162H100ZM102 160H104V161H102ZM224 160H225V162H224ZM227 160V161H226ZM231 160V162H229ZM232 160H233V162H232ZM2 161H4V162H2ZM6 161H8V162H6ZM17 162V164H16V162ZM26 161V162H25ZM34 161V162H33ZM40 161V162H39ZM43 161H45V162H43ZM51 161V162H50ZM73 161V162H72ZM112 161V162H111ZM190 161V162H189ZM197 161H199L198 162V164L200 163V165H202L201 167L200 166H198V164H197ZM209 161H211L212 163L210 164V162ZM214 161V162H213ZM224 163V166H223V163ZM249 161V162H248ZM252 161V162H251ZM261 161H262V163H261ZM19 162H21V164L19 163ZM33 162V163H32ZM50 162V163H49ZM63 162V163H62ZM165 162H167V161H164V164H165ZM203 162V164H201ZM205 162V163H204ZM217 162V164H215ZM229 162V163H228ZM246 163L247 165L245 166V164L244 163ZM255 162L257 163V162H259L260 163V167H259V163H258V166H256L255 165ZM28 163L31 165V166H29L28 165ZM34 163H37L36 165V168H35V166H33V164ZM53 163H55V161L53 162ZM59 165H58V164ZM88 163L90 164V165H92V164H96V166L95 165H92V166H90V165H88ZM103 163V164H102ZM190 163V164H189ZM222 163V164H221ZM231 163H233V164H235L234 165V167H232L233 169L232 170H230V168H231V166H233V164H231ZM251 163V164H250ZM13 168V169H10V166ZM26 164V165H25ZM46 164V165H45ZM72 164H74V165H72ZM86 164H87V167H85L86 166ZM99 164V165H98ZM100 164H102V165H100ZM113 164V165H112ZM167 164V163H166ZM187 164V165H186ZM207 164V165H206ZM221 164V165H220ZM228 164H231V165H228ZM251 165L250 166V174H249V168H248V166L249 165ZM254 164V165H253ZM6 165H8L7 167H5ZM17 165H19V167L17 166ZM35 165V164H34ZM70 165H72V167L70 166ZM108 165V166H107ZM111 165H112V167H111ZM189 165V166H188ZM194 165H197L196 167L194 166ZM203 165H205V166H203ZM213 165L215 166L214 168H212L213 167ZM237 165L239 166H245L244 168H243V170L242 169H240V168H242V167H240L239 168V170H237ZM252 165H253V167H252ZM15 166V167H14ZM18 168H17V167ZM33 166V167H32ZM42 166V167H41ZM58 166V168L59 169H57L56 167ZM72 168V171L75 173H73V172H68V171H71V168ZM85 167V170L82 168V171H80L81 169H80V167ZM90 166V168H88ZM93 166H95V168H92ZM98 166H100L99 168H100V170H99V168L96 170V168L98 167ZM185 166H186V168H185ZM194 166V167H193ZM218 166H220V167H218ZM223 166V167H222ZM9 167V168H8ZM25 168V167H27V168H25L26 170H25V172H24V169L22 170L21 168ZM45 167V168H44ZM48 167V168H47ZM103 167V168H102ZM111 167V168H110ZM194 168V169H192V168ZM198 167H200L199 169H198ZM203 167V168H202ZM208 167H210V168H208ZM216 167L217 168H219V169H216ZM236 167V168H235ZM258 167V168H257ZM29 168H32V172H31V169H29ZM40 168H41V170H40ZM46 168H47V170H46ZM52 168H56V169H52ZM70 168V169H69ZM76 168V169H75ZM88 168V169H87ZM176 168V169H175ZM227 170H226V169ZM229 168V169H228ZM251 168L254 170H251ZM9 169V170H8ZM35 169H36V171H35ZM48 169H50V172H49V170ZM68 169V173L66 172V170ZM86 169H87V171H89V170H91L92 169V175L90 174V171H89V173L86 171ZM105 169V170H104ZM107 169V170H106ZM183 169V170H182ZM208 169H210L209 171H208ZM214 169V170H213ZM260 169V172H262L261 173V175H260V172L258 171H256V170H259ZM2 170V171H1ZM18 170H19V172H18ZM22 170V171H21ZM64 170V171H63ZM84 170V171H83ZM95 170V171H94ZM185 170V171H184ZM203 170V171H204ZM12 171H15V172H12ZM20 171H21V173H20ZM29 171V172H28ZM47 171V172H46ZM76 171V172H75ZM79 171H80V173H79ZM104 171H108V173H112V175H110V174H108L107 175V173L106 172H104ZM216 171V172H215ZM227 171H229V172H227ZM233 173H232V172ZM254 173H253V172ZM8 172H9V174L11 173L12 174V176L14 175L15 177H14V179L12 178V176H10L9 175V177H7V175H8ZM35 172H36V174H35ZM64 172H65V174H64ZM95 172H96V174H95ZM101 172V174L104 172L105 173V175H107L108 177H110V178H108V177H104L105 179H106V181L105 180H103L102 181V179H104V178H100V177H102V176H104V173L102 174V176L101 175H99V173ZM223 172H224V174H223ZM236 172H238L239 173V175L240 176H238V173H236ZM248 172V173H247ZM257 172V173H256ZM2 173H3V175H2ZM6 173V174H5ZM17 173V175H15V174ZM48 175H47V174ZM53 173H54V175H53ZM59 173V174H58ZM61 173V174H60ZM77 173H79V174H77ZM85 173H88V174H85ZM116 173V174H115ZM119 173H121V174H119ZM232 173V174H231ZM241 173V174H240ZM256 173V174H255ZM4 174H5V176H4ZM45 174V175H44ZM80 174L82 175V176H86L88 179H86V177L84 176V177H79L80 176ZM113 174H114V178H112L113 177ZM125 174V175H124ZM249 174V175H248ZM254 176H253V175ZM258 174V175H257ZM263 174V175H262ZM24 175V176H23ZM35 175V176H34ZM64 176V177H61V176ZM74 175V176H73ZM76 175H79V176H77L76 177ZM116 175V176H115ZM124 175V176H123ZM224 177H223V176ZM247 175V176H246ZM6 177L7 178V180H6V178L4 179V177ZM21 176H23V177H21ZM52 176V177H51ZM68 176V177H67ZM262 176V177H261ZM44 177V178H43ZM47 177H51V179L50 178H47ZM73 177V178H72ZM98 177H99V179H98ZM228 177V178H229ZM259 177H261V178H259ZM21 180H20V179ZM25 178V179H24ZM47 180H46V179ZM58 178V179H57ZM66 178V179H65ZM71 178H72V180H71ZM84 178L86 179V180H84ZM90 178H91V180H90ZM93 178V179H92ZM94 178L96 179V180H94ZM112 178V179H111ZM125 178V179H124ZM127 178V179H126ZM135 180H134V179ZM249 178V177H248ZM1 179H3V180H5V181H7V183L6 184H4L5 183V181H3V180H1ZM8 179H10V180H8ZM12 179V180H11ZM16 179H18V180H16ZM51 181H50V180ZM57 179V180H56ZM61 179L63 180L62 182L64 183V185H63V183L61 182ZM68 179V180H67ZM77 179L80 181H77ZM81 179H83V180H81ZM101 179V180H100ZM107 179L109 180V179H111V180H113L114 179V182L113 181H111V180H109V182L107 181ZM122 179L123 180H129V179H131V180H129L128 182L129 183H127V181H126V183L127 184H129V185H131V187H128V189H126V186L127 185H125V186H123V183H122ZM219 179V180H218ZM246 179V178H245ZM261 179H263V180H261ZM14 180H16V182L18 183V184H20L21 182H22V185H24V183H25V185H27V186H30V187H35L36 189L38 188H45L46 187V185L45 184H47V187L48 186H51L52 184H54V185H52L53 186V194L54 195H52V200L50 199V203L49 202H46V203H39L38 201V203L36 202V200L34 199V201H33V199H31V201L28 199V200H24L23 201V199L22 200H20V198H17L18 196H17V190H16V183H15V181ZM21 182H20V181ZM28 180H29V182H28ZM32 180L35 182L36 180H37V182H35V183H33L32 182ZM44 180V181H43ZM49 180V181H48ZM52 180H53V182H52ZM67 180V181H66ZM73 180H75V181H73ZM90 180V181H89ZM253 180V179H252ZM14 181V182H13ZM19 181V182H18ZM71 181V182H70ZM98 181H99V185H95V183L97 182V184H98ZM102 181V182H101ZM118 181V182H117ZM125 181H123V182H125ZM131 181V182H130ZM12 184V186H11V184ZM27 182V183H26ZM33 184H37V185H33L32 186V183ZM44 182H45V184H44ZM47 182V183H46ZM111 182V183H110ZM119 182H121L122 183V185L121 184H118ZM262 182V183H263ZM48 183H51V185L49 184L48 185ZM79 183L80 184H82V185H79ZM104 183H105V185H104ZM13 184H15V185H13ZM43 184H44V186H43ZM58 184H62L61 185V187H59L60 185H58ZM69 184V186H67ZM77 184V185H76ZM87 184V186H85ZM94 184V185H93ZM103 184V186H101V185ZM106 184L107 185H109L107 188H109V189H107L106 188ZM252 184H254V182L252 183ZM7 185V186H6ZM72 185H74L73 187H72ZM75 185H76V187H75ZM113 185V186H112ZM221 185V184H220ZM41 186V187H40ZM88 186H90V187H88ZM105 186V187H104ZM120 186H121V189H122V191L124 190V192L122 193V191H121V189H120ZM1 187H0V189H1ZM55 187L57 188V189H55ZM59 187V188H58ZM82 187V188H81ZM86 187V188H85ZM88 187V188H87ZM92 187V188H91ZM96 187V188H95ZM102 187H103V189L106 191V193L104 192V190L102 189ZM111 187V188H110ZM114 187V188H113ZM125 187V188H124ZM75 188V189H74ZM79 189V191H78V189ZM89 188H91V190L89 189ZM119 191H117L116 189ZM124 188V189H123ZM58 189H60L61 190V192H59L60 190H58ZM69 189H71L72 191H70ZM90 190V191H86V190ZM8 190H9V192H8ZM58 190V191H57ZM62 190H65L64 192L62 191ZM74 190V191H73ZM80 190H81V192H80ZM101 190H102V192H101ZM114 190V191H113ZM128 190V191H127ZM83 191V192H82ZM116 191V193H114ZM57 192V193H56ZM64 193V195H62L63 193ZM77 192V193H76ZM84 192H86L85 193V195H84ZM101 192V193H100ZM107 192H111V194H109V195H111V197H113V198H107L106 199V197H104V196H106L105 194H107ZM9 193V194H8ZM16 193V194H15ZM56 193V194H55ZM69 193H71V195H73V196H76V197H71L72 199V201H70V194ZM92 193V194H91ZM105 193V194H104ZM253 193V192H252ZM252 193H250V194H252ZM14 194L17 196V197H13L14 196ZM61 194V195H60ZM89 194H91V195H89ZM101 194V195H100ZM108 194H107V197H109L108 196ZM112 194H114V196L112 195ZM116 194V195H115ZM121 194H123V195H121ZM249 194V195H250ZM12 195V196H11ZM60 195V196H59ZM65 195H66V197H65ZM104 195V196H103ZM256 195V196H255ZM253 197H249L247 200H241V201H238V202H235V201H233V202H231L232 204H228L227 206H224V209H223V212H222V209H220V208H212L213 210L214 209H216V210H214V211H211V212H209L208 214H212V217H210V218H208L207 220H205L204 221V225L206 226V225H208V227L209 226H211V222L210 221H213L212 219L214 218V217H216V218H221V217H223V215H225V213L227 212V214L226 215H228V216H226V217H223V220L226 222H224L226 225H225V228H224V232L228 235V236H231V234H234L233 233V231H236V232H239L240 231V233L239 234H246V232L247 231H244L243 230V227H239V226H233V225H231V223H238L239 222V218H242V216H244L245 214H250L249 216H252V215H254L253 213H259V211H261L262 209H264V194H263V196H262V194H259L258 196H257V194H255ZM260 195H261V197H260ZM9 196V197H8ZM69 196V197H68ZM88 196H90V197H88ZM13 197V198H12ZM65 197V198H64ZM258 197V198H257ZM1 198H2V202H1ZM11 198V199H10ZM15 198V199H14ZM17 198V199H16ZM68 198V199H67ZM75 198V199H74ZM105 198L106 200L103 202V199ZM38 199V198H37ZM56 199H58V200H56ZM84 199V200H83ZM263 199V200H262ZM85 200H87L88 201V203H86L87 201H85ZM91 202H90V201ZM6 201H9V205H8V203L6 202ZM21 202V204H18V205H16L18 202ZM22 201H23V203H25V205H22ZM57 201H59V203L57 202ZM62 201V202H61ZM65 201V202H64ZM83 201H85V202H83ZM252 201V202H251ZM258 201V202H257ZM262 201V202H261ZM3 202H5L4 204H6V206L8 205V207H3L2 205H3ZM15 202H16V204H15ZM19 202V203H20ZM33 202V203H32ZM35 202V203H34ZM74 202V203H73ZM90 202V203H89ZM96 202V203H95ZM255 202V203H254ZM13 203V204H12ZM28 203V204H27ZM30 203H32L31 205H30ZM38 204V206H37V204ZM73 203V205H71V204ZM84 205H83V204ZM87 204V207H86V204ZM93 203H95V204H93ZM103 203V204H102ZM33 204H35L36 206H34ZM49 204V205H48ZM52 204V205H51ZM59 204V206L62 208H60L59 206H57ZM90 204V205H89ZM93 204V205H92ZM27 205H28V208H26L27 207ZM30 205V206H29ZM76 205V206H75ZM96 205H99V206H97L96 207ZM262 205V207H260ZM1 206L3 207L2 209H1ZM5 206V205H4ZM14 206V207H13ZM18 206H26V207H24L26 210H23V207H21V208H19ZM32 206V207H31ZM33 206L34 207H36L35 208V210L33 209V212H32V208H33ZM40 206H42V207H44L45 208V210H43V208L42 207H40ZM64 206V207H63ZM74 206V207H73ZM248 206V207H247ZM15 207H18V208H15ZM31 207V208H30ZM54 208V210L52 209V208ZM85 209H84V208ZM95 207V208H94ZM230 207V208H229ZM246 207V208H245ZM57 208V209H56ZM74 208V209H73ZM83 208V209H82ZM258 208V209H257ZM15 209H17L18 211H19V209H21V212L19 211H15ZM61 209V210H60ZM71 209H72V211H73V213L75 214H73L72 213V211H71ZM94 209V210H93ZM247 209V210H246ZM249 209V210H248ZM261 209V210H260ZM9 210V211H8ZM39 210H40V213H39ZM83 210H85V211H83ZM90 210V211H89ZM92 210H93V212H92ZM226 210V212H224ZM237 210V211H236ZM26 211V212H25ZM29 211V212H28ZM48 211V212H47ZM69 211L71 212V213H69ZM89 211V212H88ZM229 211V212H228ZM6 212H8L7 214H5ZM23 212V213H22ZM31 212H32V215H31ZM50 212V213H49ZM92 212V213H91ZM235 212V213H234ZM252 212V213H251ZM2 213H3V215H2ZM20 214V215H23V216H21V217H19V215H18V218H16L17 217V214ZM78 213V214H77ZM90 213H91V215H90ZM243 213H245V214H243ZM11 214V215H10ZM25 214H26V216H25ZM49 214V215H48ZM71 215V216H69V215ZM82 214H84V216H81ZM221 214V215H220ZM252 214V215H251ZM7 215L9 216L10 215V218L9 219H11L12 218V221L11 220H9V219H7ZM236 215V216H235ZM2 216V217H1ZM25 216V217H24ZM39 218H38V217ZM44 216V217H43ZM22 217H24V218H22ZM33 217H35L34 219H33ZM41 217H42V219H41ZM46 217V218H45ZM65 217H67V218H65ZM69 217H71L70 219H68ZM72 217H73V220H72ZM236 219H235V218ZM2 218V219H1ZM27 218V219H26ZM64 218V219H63ZM86 218V219H85ZM212 218V219H211ZM6 219H7V221H6ZM14 219V220H13ZM16 219V220H15ZM20 219H22V220H20ZM33 219V220H32ZM36 219H38V220H36ZM47 219V220H46ZM57 219V220H56ZM62 219V220H61ZM66 219V220H65ZM67 219H68V221H67ZM92 219V220H91ZM209 219H211L210 221H209ZM3 220V221H2ZM23 220H26V221H23ZM48 221V222H46V221ZM52 220V221H51ZM63 220H64V222H66L65 224H64V222H63ZM6 221V222H5ZM33 221H34V223H33ZM43 221H44V224H43ZM53 223H51V222ZM61 221V222H60ZM87 221V222H86ZM233 221H235V222H233ZM21 223V225H19L20 223ZM38 222H42V223H38ZM69 222V223H68ZM12 223V224H11ZM19 223V224H18ZM22 223H26L27 224V226H26V228L24 227V226H22ZM28 223H31L30 225H28ZM36 223V224H35ZM63 223V224H62ZM75 223V224H74ZM223 223V222H222ZM6 224H8V225H6ZM16 224V225H15ZM23 224V225H24ZM25 224V225H26ZM32 224L34 225V228L32 227ZM50 224V225H49ZM57 224V225H56ZM66 224H68V225H66ZM71 224V225H70ZM213 224H215V223H213ZM19 225V226H18ZM51 225H53V227L51 226ZM59 225V226H58ZM44 226V227H43ZM68 226H70V227H68ZM244 226H245V224H244ZM21 227H24V228H21ZM49 227V228H48ZM54 227H55V231L53 232L52 230L54 229ZM2 228V229H1ZM11 228H13V229H11ZM18 228V229H17ZM29 228V229H28ZM40 228V229H39ZM41 228H42V230H41ZM57 228V229H56ZM59 228V229H58ZM66 228V229H67ZM44 229V230H43ZM246 229V228H245ZM5 230V231H4ZM13 231V234H14V236L13 237H11V235H13V234H9L8 235V233H10V232H12ZM22 230V232H20V231ZM35 230H37V232L35 231ZM41 230V231H40ZM48 230V231H47ZM57 230H58V232H57ZM4 231V232H3ZM10 231V232H9ZM23 231H25V234H24V232ZM28 231V232H27ZM38 231H40V232H38ZM49 231H51V232H49ZM23 233L24 234V236H22V235H19V234H17V233ZM32 232H34V233H32ZM42 232V233H41ZM46 232H47V234H46ZM49 232V233H48ZM53 232V233H52ZM5 233V234H4ZM3 234H4V236L5 235H7V237H3ZM15 234H17V235H19L18 237H20L19 238V241H20V243L16 240V239H18V238H16L15 236ZM26 234H29L28 236H26ZM38 236V239H35L34 237L35 236ZM55 235V234H54ZM237 235V234H236ZM29 236H32V238L31 237H29ZM44 236V237H43ZM24 237H25V240H26V242H25V240H24ZM17 241V244H19V246H23V247H25L24 248V250L23 249H20L21 247H19L18 245H16L15 244V241ZM29 240V242H27ZM38 240V241H37ZM12 241V242H11ZM13 241H14V245H16L15 247H14V245L13 246H10V245H12L13 244ZM31 241V242H30ZM22 242H24V243H22ZM37 242V243H36ZM2 243H4V245H5V247H2L3 246V244ZM11 243V244H10ZM2 244V245H1ZM22 244V245H21ZM25 244V245H24ZM31 244V245H30ZM6 246H9V247H12V249L11 248H8V249H10L11 251H13V249H14V251L13 252H11V254L7 251L8 249H6L7 247ZM19 248H18V247ZM34 248H33V247ZM2 248H3V250H2ZM27 248H29V249H27ZM42 248V249H41ZM4 249H5V253H6V251H7V253L5 254V255H3V253H4ZM30 249H32V250H30ZM17 250H20V251H17ZM36 252H35V251ZM24 252V251H26V253L24 252V254L20 257V254H22V253H20V252ZM18 252V253H17ZM28 252V253H27ZM14 253H17V254H19V257H18V255L16 256V254H14ZM37 253H39V255H37ZM36 254V255H35ZM23 256L26 258H23ZM32 256V258L30 259V257ZM34 256V257H33ZM11 257V258H10ZM10 258V259H9ZM13 258V259H12ZM23 258V259H22ZM39 259V260H38ZM45 259V258H44ZM43 259V264H44V261L46 262L47 260H44ZM3 260H5L4 262H1V261H3ZM14 260V261H13ZM19 260V261H18ZM22 260L25 262L26 260L28 261L27 263H22ZM11 261V262H10ZM32 261V262H31ZM14 262V263H13ZM107 262V261H106ZM106 262H104V264H110V263H106ZM17 263V264H18ZM103 264V263H102Z\"/></svg>",
  "mask_w": 264,
  "mask_h": 264
}]
</instances>
